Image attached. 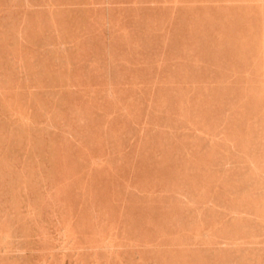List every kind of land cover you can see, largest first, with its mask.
Listing matches in <instances>:
<instances>
[{
	"label": "rangeland",
	"instance_id": "obj_1",
	"mask_svg": "<svg viewBox=\"0 0 264 264\" xmlns=\"http://www.w3.org/2000/svg\"><path fill=\"white\" fill-rule=\"evenodd\" d=\"M185 4H187V5H185ZM193 5H195V7H193ZM254 12H256L257 14L260 12L258 16L259 17L261 16V18L259 19L257 17L258 19H256L255 16H257V14ZM249 13H251L250 16H248ZM261 13H262V15H264V0H192V1H190V0H179V2H178V0H175V1L174 0H0V93H2V91H3V93L0 94V113H1L0 114V141L2 142V143L0 142L1 143L0 144V196H1L0 197V232H1L0 233L1 234L0 235V248H1L0 249V264H39V263L40 264H169V263L170 264H172V263L173 264L174 263L175 264H188V263L189 264H215V263L219 264V262H220V264H229L230 262H231V264H244V263L245 264H252V263L253 264H261V263L264 264V261H263L264 260V245H263L264 244V241H263L264 240V223H262V222H264L263 221L264 220V212L260 211L261 208H259V206L262 207L263 208L262 210L264 211V205H262V204H264V202H263L264 201V186H263L264 185V181H263V179H264V168L259 169L260 167H264L263 166L264 165V159H263L264 158V144L260 145L262 147L258 146V144H260V141L262 140V138H263V140L261 143H264V134H263L264 133V130H263L264 129L263 128V125H264L263 119L264 118H260V117L264 116V112L262 111V109L264 110V89H262L263 92L261 91V89H258V88H260V85H261V88L264 85V82H263L264 81V79H263L264 78V75H263L264 72L263 71H262L263 73L261 72V70L264 69L263 68L264 62L263 63L260 62L261 58H262V61L264 60V56L262 55L264 52V25H263L264 24V17L261 15ZM244 14H246L247 16L244 17ZM240 16L241 17L243 16V20L245 18L250 17V20L246 21L247 19H245V21L242 22V18H239ZM252 18H254V19H252ZM237 19H238V21L240 20V22H242V24H240V22H238L240 25L238 23L236 24ZM251 19L254 21V23H255L254 25H253V21ZM255 20H257V21H255ZM260 20L263 23L259 22ZM232 21H233V23H235L234 26L236 27V30L233 29L234 26L231 27L230 25H228L229 23L233 25V23H231ZM234 21H236V22H234ZM246 22H249V23H246ZM250 22H252V23H250ZM248 24H249V26H248ZM261 24L263 26H260ZM226 25H227V27H226ZM242 25H244L245 28L249 27V29H250V27H252L254 29L251 28L252 30L251 29L248 30V29L244 28L245 29L244 30V29H242L243 27H241ZM228 26H230L233 30H230L231 28H228ZM237 26H240L241 28L237 27ZM258 26H260V27H258ZM258 28H259L260 33H262L258 36L260 37L263 35L262 37L259 38V40L261 42L257 41L258 39H255V37L258 38L257 37V34L259 32V31H257ZM262 28H263V30H261ZM244 32L247 34H243ZM224 34H227L226 37H229L230 36L229 34H231V35L232 34H237V35L243 34V37L241 36L242 39L240 36L236 38V40L241 39L240 41L239 40L238 41L241 42L242 45H240L237 41L235 43V41H234L235 36L234 35H232L234 39L232 37H230L229 39L227 38V40H226V38L224 37ZM249 34H251L252 37ZM253 34H255V36ZM249 36H250V38H249ZM231 38L234 41V43H232L233 47H231L232 46V44H231L232 39ZM247 38H249V39H247ZM251 39H252V41H250V42H252V43H250L248 41ZM221 41H223V42L229 41V42L228 43L225 42L223 44ZM262 41H263V43H262ZM244 42H245V44H244ZM246 42H247V44H246ZM253 42H254V44H253ZM259 42H260V45L257 44ZM255 43L257 45H255ZM225 44H226V46H228L230 44L231 45L227 48L225 46ZM252 45H255L254 47L257 48L255 50H257L258 52L260 51L258 49H260L262 47L261 51L259 53H257V56H255V53H254L255 57L250 55V54L253 55V53L251 52L252 50L254 52V48L251 47ZM236 46H238V47H236ZM239 46H241V47H239ZM245 46L251 50L250 54L247 53L249 51V49L245 48ZM248 46H250V47H248ZM256 46H261V47H256ZM234 47L240 48V49L238 51H236V48H234ZM242 47H244V48H242ZM230 48H233V49H230ZM222 49H223V51H222ZM244 49H247L248 51L244 50ZM217 50L220 52H218ZM240 50H243L245 52L247 51L246 52L247 55L245 54V52H242ZM240 52L242 54H240ZM239 54H240V56H239ZM242 55H243V57L241 58ZM244 55H246V57ZM260 55H262L261 58H260ZM238 57H240V59ZM251 57H252V59H251ZM243 59H244V61H243ZM247 59H249V60H247ZM245 60L247 62L246 64H248V65L245 64ZM257 60H259L258 63L260 62L259 63L260 65H263V66H261L262 68H260V65H258L259 68H257L258 67L257 66ZM242 61L244 63H242ZM250 61H253L255 63L252 62L253 63L252 64ZM197 63H198V65H197ZM241 63H242V65H241ZM249 63H250V65H249ZM225 64L227 66H225ZM255 64L257 67L254 66ZM13 65H14V67H12ZM109 65H111V66H109ZM194 65H195V68H194ZM249 66H252V67H249ZM223 67H225L226 69H224ZM247 67H249L250 70H251V68H253V69L256 68L255 72L258 71L260 73L256 72L257 76H253L255 74V73H253L254 70L249 71V68L247 69ZM244 68H246L245 70H247L248 72L245 71ZM195 69H197V70H195ZM243 71H245V73H243ZM112 72H113V74H110ZM252 73H253V75H252ZM241 74H244L246 80L243 79V76ZM259 74L261 77L259 76ZM230 75H232V76L229 77ZM235 75L237 76L238 79L236 78ZM233 76L235 77V79ZM250 76H253L256 78L259 76L260 80L258 81V79H259L258 78L257 80L254 79L255 80L254 81V80H252L253 77H251L252 79L250 78L251 79V81H250V79H249ZM239 77L240 78L242 77L241 78L242 81L239 80L240 79ZM225 78L228 80L230 79V81L229 82H228V80L224 81ZM232 78H233V82L236 81L235 82L236 84H234L233 82L231 84ZM194 79H196L197 81ZM189 80H191L193 82H191ZM200 80L203 82H198ZM222 80H223V83L221 82ZM248 80H249V82L253 81L252 83L256 82V83H254L255 85L253 84L254 86H258L260 84L258 87H255V89H257V91L254 88H252L254 86L251 87L252 83L246 82ZM136 81L138 82L139 85L141 83L143 85L144 84L145 85L139 86ZM171 81H173V82H171ZM237 81H239V85H238ZM260 81H262L263 85ZM120 82H122V85ZM123 82L127 86V89H126V87H124L125 85H123ZM188 82L192 83V84L190 83V86H192L191 88H193V89L195 88L196 91L200 88L203 92H205L207 90L208 93H210V94L205 93V95H206V97H205V95H202V91H201V93H199L200 90L196 92L195 89L194 90L190 89ZM242 82H244L243 86H242ZM126 83H128V85ZM182 83H183V85H182ZM201 83H203L205 85L203 86V84H201ZM208 83L209 84L212 83L213 85L210 84L211 86L208 87V85H209ZM214 83H216L215 84L216 88H215ZM224 83L226 86H224ZM245 83H246V85H245ZM113 84H115V86ZM129 84H131L133 86L131 87V85H129ZM23 85L25 87L26 86L27 87L26 88L22 87ZM148 85H149V88H148ZM179 85H181V86H179ZM193 85H195V86H193ZM230 85L239 86L237 89L238 91L235 90V93L234 92L232 93V91H234V90H232L233 86H230ZM116 86H118L119 90L117 89ZM136 86H137V89H132V88H135ZM150 86H151V88H150ZM152 86H154L155 89ZM196 86H198L199 88ZM205 86H207V87H206V90L204 88V90H205L204 91L203 87H205ZM235 86H234V88H235ZM237 86H236V88H237ZM245 86L246 87L248 86V91L246 90L247 88ZM114 87L116 89H114ZM120 87H122V88H120ZM159 87H161L163 90H164V88H166L165 89L166 92L163 91ZM169 87H171L170 90H169ZM180 87H182V88L179 89ZM183 87L185 89H187V91H186L187 93L183 92L185 90ZM221 87L223 89L229 88V90L225 89L224 92L221 91V92H223V93H221L220 92V90L222 89ZM49 88L52 90L50 91ZM140 88L142 90L144 89L145 93ZM240 88H242L243 91ZM263 88H264V86H263ZM5 89H6V91H5ZM47 89H49V90H47ZM101 89H102V91H101ZM110 89H111V91H109ZM149 89H150V94L148 93ZM151 89H154V90H151ZM157 89H159L158 94H155V93H157ZM175 89H177V90L175 91ZM54 90H56V91H54ZM105 90H107V92H105ZM115 90H116V93L114 92ZM138 90L140 91V94L138 93L139 92ZM161 90H162V92L160 93ZM239 90H241V91H239ZM28 91H29V93L27 94L26 92H28ZM100 91H101V93H100ZM152 91L154 94L152 93ZM177 91L179 94L177 93ZM188 91L193 93L194 95L199 93L198 96L196 95L197 100L194 99L193 94H192L193 96L191 95V93L188 94L189 93ZM229 91H231L230 93L232 94L231 96L233 98L230 96ZM259 91L261 92V95L263 93V95H262L263 97L260 95ZM57 92H59V93H57ZM122 92L124 95L122 94ZM134 92H136V93L133 94ZM170 92H172V93H170ZM215 92H216L218 97H216ZM236 92H238V93L236 94ZM246 92H247V94H246ZM258 92H259V96L257 97ZM103 93H105V96ZM119 93H121V94H119ZM137 93L139 94L140 98L137 96ZM143 93H144V95H143ZM164 93L167 95H165ZM225 93H226V95L229 93L227 95L228 99L226 97H224L226 95L223 96V94H225ZM248 93H249V95H248ZM254 93H256L255 96L252 95ZM20 94H21V96H20ZM23 94L25 95V98H24ZM170 94H171L173 100L172 99L168 100L167 97L171 98V96H169ZM242 94L243 95L246 94V95L242 97ZM2 95H4L3 99L1 97ZM17 95L19 97H21L20 100H19V97ZM26 95H28L27 98H26ZM58 95H59V97H58ZM120 95L122 97H124L120 100H123L126 97L128 99L126 101L119 102L118 100H119V97H121ZM174 95H176V97ZM185 95H187V96H185ZM207 95H210V96H207ZM12 96H13V98H12ZM61 96H63V98L66 100H64L63 98L61 100ZM177 96L180 98H178L176 100L175 98H177ZM14 97H15V99H14ZM33 97H34V99H33ZM133 97H135L136 99ZM137 97H138V99H137ZM142 97H144L143 100H142ZM187 97H188V99H187ZM189 97H191L192 101L196 100L197 102H198V97H199L200 102L197 103L195 101L196 104H195V102H192V101L190 102ZM202 97H205V98L202 99ZM222 97H224V98H222ZM261 97L263 99H261ZM181 98L185 99L186 102L182 101L183 99H181ZM220 98L222 99L221 102L219 101ZM242 98H244V99H242ZM248 98H249V100H248ZM59 99H60V101H59ZM150 99H151V101H150ZM180 99H181V101H180ZM204 99H205V101H204ZM211 99H213V101H211ZM216 99L218 100V102H219L218 104H220V105H218L217 102H214V101H217ZM229 99L233 101L232 104H230L231 101ZM256 99H257L258 103L256 102ZM15 100H16V102H15ZM18 100H19V102H17ZM28 100H30V101H28ZM33 100H34V102H33ZM170 100H171V102H170ZM225 100H226V102H224ZM253 100H255V101L253 102ZM63 101H65V102H63ZM88 101H90V102H88ZM161 101L164 105L163 104L161 105ZM165 101H168V102H165ZM187 101H189L191 105ZM210 101H211V103H216L217 105L216 104L209 105ZM222 101L225 103V105L227 104V106L228 105L229 106L228 107L225 106L224 103L221 105ZM247 101H249V102H247ZM259 101L261 104L259 103ZM261 101H263V102H261ZM3 102L6 103L7 105L6 104L4 105ZM28 102H29V105H28ZM61 102H63V104L65 103V104L62 105ZM115 102H116V104H119V105H116ZM117 102H119V103H117ZM126 102H128V103H126ZM133 102L136 104H134ZM169 102L171 105H168ZM172 102H174V103L172 104ZM181 102L183 103V105H181L182 104ZM202 102L205 104L203 105ZM236 102H239V105ZM252 102H253V104H252ZM41 103H43L44 105L43 104L40 105ZM51 103H53V104H51ZM54 103H56V105H54ZM93 103L94 104L97 103V104L94 105ZM123 103H125V104H123ZM129 103H132V105L131 104L129 105ZM151 103H152V105H151ZM154 103H155V105H154ZM176 103H178V105ZM186 103L189 105H187ZM235 103H236V105H235ZM241 103H243L244 105L243 104L241 105ZM249 103H251V105ZM255 103H256V105H258V106H256V109H255ZM262 104H263V106H262ZM166 105L170 108H168ZM76 106H78V107H76ZM95 106H97L99 108H97V107L95 108ZM160 106L164 110H161ZM212 106L213 107L216 106L214 109H215V111L217 109V112L214 111ZM223 106H225L224 109L227 110L226 112H228V114H226V112H224L225 110L222 109ZM250 106L252 108L251 109L252 111L255 110L253 115H255L257 117L260 116L258 119H257V117L252 115V112L250 110ZM252 106H254V108ZM259 106H262L263 108L261 109V107H259ZM39 107L41 108L40 110H39ZM51 107H54L53 108L54 111ZM79 107L83 112L85 109L86 110L88 109L87 111L85 110V112L83 114L87 118L85 116L81 115L83 112L78 110ZM120 107H122V108H120ZM123 107L126 109V111H122V110H125ZM142 107H145V108L141 109ZM147 107H149V108H147ZM188 107H189V111L191 110L190 111L191 113L187 112ZM195 107L199 108V109H197V111H196ZM207 107H209V108L206 109ZM246 107L249 108V110L246 109ZM18 108L20 110H18ZM155 108H159V109H155ZM27 109L30 112L29 111L27 112ZM44 109H46V111ZM93 109H95V110H93ZM209 109L212 111V114H214V117L212 116V114L209 111H208L209 113L208 112L204 113V111H207ZM231 109H232V111H231ZM240 109H241V112H239ZM242 109H244L243 114H242ZM36 110H38V111H36ZM41 110H44V112L43 111L41 112ZM75 110H76V113H75ZM144 110H145V112H147L146 115H145ZM160 110L162 111V113ZM228 110H230V111H228ZM234 110H236L239 115L237 113H235ZM247 110H248V112H247ZM47 111H49V112H47ZM51 111H53L54 113H52ZM105 111L106 112L108 111L107 115H106ZM149 111H151V113H149ZM153 111H157L158 114L156 112L154 113ZM167 111L169 113L171 111L172 113L169 114ZM180 111H182V112L184 111L183 112L184 115H183V113H180ZM222 111H223V114H222ZM257 111H259V112L257 113ZM56 112H57V114H56ZM87 112H89L91 114V116ZM98 112H100V113L98 114ZM121 112H123V115ZM126 112H128V114ZM138 112H140V113H138ZM232 112H234V113H232ZM249 112H251V114H249ZM32 113H34V114H32ZM73 113H75V114H73ZM133 113H136V114H133ZM178 113H179V115H177ZM195 113H197L196 114L197 117L201 116L200 118H198L199 121H197V122L202 124V125L204 124V126H202L196 122L197 117H196ZM244 113H246V114H244ZM4 114L7 116H5ZM41 114H43V115H41ZM118 114L122 115V116L120 115L122 117V119H123V117L128 118V119H126L128 121H126L125 118L123 120H121L120 119L121 117ZM140 114H142L143 117H141L142 115L140 116ZM186 114H188V116ZM205 114L206 115L208 114V116H206ZM209 114H211V115H209ZM215 114L217 115L216 117H215ZM218 114H219V116H218ZM14 115H15V117H14ZM19 115H20V117H22L21 118L22 120L24 119V121H22L20 119ZM60 115H63V116L60 117ZM72 115L74 116L73 118H72ZM93 115H96V117H98V118L94 117ZM114 115H115L114 118L116 120L112 119V117ZM130 115H132V116H130ZM157 115H159V116L162 115L164 117V119H163V117H161V118L159 116L157 117ZM226 115H227V118L223 117ZM233 115H235L234 118L232 117ZM236 115L241 116L240 118H242L241 120L244 121V123L241 122L240 118L238 119V117H236ZM251 115L253 116L252 118H251ZM37 116L38 117L40 116L42 121H41L40 117L38 118ZM50 116H51V122H49ZM56 116H58V118ZM65 116H67V117H65ZM109 116H110V120L108 118ZM118 116H119V118L117 119L116 117H118ZM149 116H151L152 118ZM153 116H155V117L153 118ZM170 116H171V118H169ZM179 116H180V119H179ZM189 116H190V118H189ZM194 116L196 117V120L192 119V118H194ZM230 116H231V118H230ZM83 117H85V119L91 121V123L87 120L85 121V119ZM101 117L102 118L104 117L105 119L103 118V121L105 120V122H107V123L103 122ZM172 117H173V119H172ZM207 117L209 118L208 120L206 119ZM222 117L224 120L220 119ZM248 117H249V120L245 121V119H248ZM12 118H14V119H12ZM35 118L36 119L38 118L37 121ZM45 118L47 119V122H46ZM52 118H53V120H52ZM60 118H62L63 120ZM129 118L130 119L132 118L131 119L132 122H135L134 126H133L134 123H132V122L130 123ZM149 118H150V120H149ZM155 118H156V120H155ZM202 118L204 119V121ZM215 118H216V120H215ZM235 118H237V119H235ZM57 119H59V120L57 121ZM83 119H84V122L82 123ZM94 119L95 120L97 119V120L95 121ZM143 119H144V121H143ZM188 119H189V121H188ZM205 119L207 120V122L208 121L211 122V120H212L211 123L208 122V125L209 126L212 125V128H211V126L210 127L206 126L207 123L206 124L204 123ZM230 119H234V121L236 123L234 121L232 122ZM250 119L252 121L254 120L255 123H250V122H252ZM18 120H19V122H18ZM55 120L57 121V123L55 122V124H54ZM92 120L94 122H92ZM111 120H114L115 122L111 121ZM139 120L143 121V123L140 122ZM159 120H161V122H163V124H160L161 122ZM169 120L170 121L174 120L173 121L174 123L173 122L171 123ZM176 120H177V123L175 122ZM179 120H180V122H179ZM213 120H214V122H213ZM38 121L39 122L41 121L40 123L44 126V128L42 125H40V123ZM63 121H64V123L68 122L69 124H64ZM75 121H77V122H75ZM97 121H99V122H97ZM150 121H151V124L153 126H155V129L150 124ZM167 121H169V122H167ZM200 121H202V123ZM239 121H240V123H243V124H240ZM257 121H259V122H257ZM27 122H29V124ZM78 122L79 123L81 122V124H83L84 126H87V127L90 126V127H88V130H87V127L82 126ZM137 122H140V123H137ZM189 122H190V124H189ZM215 122L217 124L222 123L221 124L222 126L219 124L217 125ZM223 122H225V123L223 124ZM237 122H238V124H240V126L237 125ZM248 122L250 123V126H249ZM24 123H25V125H24ZM31 123H33V124L30 125ZM179 123H181V125ZM195 123H197L198 125L194 126L193 124H195ZM213 123L216 125V129H213V128H215V126H213L214 125ZM127 124L128 125L130 124L129 127L131 129L129 127H126V126H128ZM173 124H174V126H173ZM176 124L179 125L180 127L177 126V128H176V126H175ZM185 124H186V126L184 127ZM247 124H248L249 128L247 127ZM257 124H259V126ZM45 125H46V128H45ZM78 125H80V126H78ZM137 125H139V128H141V129H142V127H144L142 129V132L140 131V129L138 128ZM146 125L148 127H146ZM19 126L21 127V129ZM73 126H74V128H73ZM131 126H133L134 131H132L133 128ZM160 126H162L161 129H159ZM217 126H220L221 128L217 127ZM226 126L228 129L225 128ZM253 126H254V129H253ZM257 126H258V128H256ZM15 127H16V129H15ZM53 127H54V130L50 131L51 129H53ZM194 127H196V128H194ZM259 127H261V128H259ZM23 128H24V130H23ZM59 128L63 129V130L60 132ZM75 128H76V130H75ZM79 128H80V130H79ZM166 128H168V129H166ZM187 128H188V130H187ZM55 129L58 132L57 134H55V131H56ZM72 129H73V131H72ZM162 129L164 132L162 131ZM201 129L203 132L201 131ZM217 129L219 131H221L222 134L219 131H217ZM223 129H225L226 131L224 130V132H223ZM31 130H34L35 133L32 132ZM178 130L181 133H178ZM186 130H187V132H186ZM192 130H194L192 132L193 134L191 133ZM196 130H198V131H196ZM199 130H200V133H199ZM213 130H215V131H213ZM53 131H54V133H53ZM88 131H89V133H88ZM125 131L127 132V134ZM154 131H156V133L160 132V135L163 137V139L161 138V141L158 140V138H157L158 136L161 137L159 135V133H157L158 135H155L156 133ZM261 131H263V132H261ZM31 132L34 134H32ZM41 132L44 134H42ZM45 132H46V134H45ZM65 132H68V133L70 132L69 134H71L72 136H70V138H69L68 133H65ZM83 132L85 134L86 133L87 134L85 135V134H83ZM90 132L92 133L91 136H90ZM135 132H137V133H135ZM153 132H154V134H153ZM174 132H175V134L173 135L172 133H174ZM189 132H190V134H189ZM243 132H245V133H243ZM77 133L80 135H78ZM102 133H103V135H102ZM182 133H183V135H182L183 139H185V138L187 139V137L189 135L188 139H190V140H188V139L183 140L181 135H180ZM4 134H7V135H4ZM22 134H24V135H22ZM48 134H50V136ZM151 134L153 135L152 140H151V136H150ZM163 134L165 135V137ZM203 134H206V135H203ZM207 134H209V136H207ZM225 134L227 135V137H225ZM241 134H242V136H241ZM247 134H248V136H247ZM64 135H66L68 137H66ZM76 135H78V136H76ZM81 135H83L84 137H82ZM105 135H107V136H105ZM112 135L115 136V137H113V140H112ZM179 135L181 138L179 137ZM185 135L187 137L184 138ZM190 135H193L194 138L198 140V141L195 140V142H197V143L194 142L193 138L191 139ZM253 135L255 136V138ZM143 136H145V137H143ZM171 136H173V137H171ZM175 136L179 137L180 140H178ZM204 136L206 137V139H204ZM210 136H211V140H209ZM232 136H234V137H232ZM235 136H237V138ZM259 136H261L262 138ZM123 137H125L126 140L122 139ZM133 137L135 139L138 137L140 140L136 139L138 141L137 142ZM154 137H156V138H154ZM66 138H68V139H66ZM145 138H148L151 142L148 139L146 140ZM171 138L173 140H175V138H176L177 140H175V141H177V142H175V141L171 142L169 140ZM223 138H226V139L229 138V139L226 140ZM232 138H233V140H231ZM242 138H244V139H242ZM69 139H71V140H69ZM127 139L130 141H127ZM164 139L167 143L165 141H163ZM201 139H203V140H201ZM217 139H219L220 142H219V140L217 141ZM252 139H253V141H251ZM254 139L256 140V143H255ZM237 140H238V142H237ZM240 140H244V142H242ZM245 140L247 142H245ZM40 141H42V142H40ZM104 141H105V143H104ZM126 141H127V143L130 142V144L128 143L129 144L128 145L126 143ZM148 141H149V143H147ZM200 141L202 143L205 141V143L203 145H202V143H200V145H199ZM249 141H251L252 143ZM66 142H68V143H66ZM94 142H95V144H93ZM131 142L133 143V145ZM207 142H209V143H207ZM230 142H232V143H230ZM11 143H12V145H11ZM71 143L73 145L75 144L76 146L75 145L69 146V145H71ZM106 143H108V145ZM113 143H114V145H113ZM172 143H174V145ZM237 143L239 146L236 145ZM28 144H29V146H28ZM31 144H33V145L31 146ZM91 144H93V145H91ZM122 144H123V146H121ZM125 144H126V146H125ZM187 144H189V146H191V147L187 146ZM193 144L196 147H194ZM222 144H223V146H222ZM246 144L248 145L247 148H246ZM19 145H21V146H19ZM106 145H107V147L109 146L108 147L109 149H106ZM162 145H164V146H162ZM169 145H171V146L169 147ZM179 145H180V147H179L180 150H178V148H177V146H179ZM210 145L211 146L213 145V147H211V149H210ZM216 145L218 146V148ZM225 145H227V146H225ZM30 146L32 149L30 148ZM151 146H152V148H151ZM167 146H168V149H167ZM233 146L236 148L234 149ZM243 146H245V147H243ZM28 147H29V150H28ZM52 147L57 148L58 150L53 149ZM88 147H89V149H88ZM103 147H105V148H103ZM121 147H123V148H121ZM145 147H146V149H145ZM164 147L166 148V150H164ZM173 147H176V148H173ZM238 147H240V148H238ZM12 148L15 149V154H14V150ZM22 148H24L27 153L22 151L23 150ZM117 148H118L117 151H119L120 153L116 151ZM125 148L127 149V151L124 150ZM195 148L197 149L196 151H195ZM199 148H200V150H198ZM7 149L9 150V152ZM34 149H35V151H34ZM59 149L61 151H62V149H64L62 151L63 153L65 151L66 152L63 154L61 151H59ZM135 149L137 152L135 154H133L135 152ZM183 149H184V152L187 150L188 153L186 152V153L182 154ZM208 149H210L212 152ZM216 149H218V150H216ZM55 150L57 152H55ZM95 150L97 152L98 151H100V152L97 153ZM171 150H173V151H171ZM251 150H252V152H251ZM38 151L40 152L41 155L38 153ZM108 151H110V152H108ZM193 151H194V153H193ZM214 151H216L215 154L220 153L219 154L220 156H222L223 154L224 155L222 157H217L219 155H214ZM222 151H225V152L223 153ZM261 151H263V152H261ZM21 152H22V154H21ZM44 152H46V153H44ZM73 152H74V154H73ZM85 152H87L86 156L84 154ZM177 152L179 153L178 157L183 158L182 160L181 159L179 160L176 157L177 156L176 154H178ZM239 152H241V153H239ZM34 153H35V156H34ZM56 153L61 154L62 157L64 156V159L61 157V155L58 154L60 156V158H59V156ZM66 153H68L67 156L71 154V157L68 156L70 159L68 157H65ZM131 153L133 156L134 155L135 156L132 157ZM221 153H223V154H221ZM226 153H228V154H226ZM238 153H239V155H238ZM18 154H20L19 157H17ZM88 154H89V156H88ZM171 154H172V157H171ZM187 154H188V156H186ZM259 154H260V156L258 157ZM36 155H38V156H36ZM113 155H114V157H113ZM173 156H175V157H173ZM245 156H246V158H245ZM33 157H35V158H33ZM50 157H51V159H50ZM52 157L55 158L56 160L52 159ZM184 157H187V158H184ZM214 157H215V161L216 162L218 161V163H216L214 161ZM25 158H26V160H25ZM27 158H29V159H27ZM37 158H38V160H37ZM218 158H220V159H218ZM221 158L224 161L226 160V158L229 160H228V162H227V160H226V162H224ZM67 159H69V161H72V162L69 163ZM77 159L80 161V163ZM96 159H98L97 162L95 161ZM239 159H241L242 161ZM32 160H35L36 162L32 161ZM44 160H46V161H44ZM61 160L67 161L68 165H66V166L68 168L66 166H60L59 167V165L62 164ZM109 160H110V163H109ZM236 160L238 163L236 162ZM244 160H246V161H244ZM37 161L39 164L37 163ZM99 161H101V163ZM254 161H255V163H254ZM48 162H50V163H48ZM57 162H59V163H57ZM127 162H129V164ZM210 162H211V164L213 163L212 167L211 166L209 167ZM249 162H251V163H249ZM42 163H44V164L42 165ZM67 163L63 162L62 165L67 164ZM71 163H74V165L73 164L70 165ZM91 163H93V164H91ZM99 163L101 166L104 165L107 170L109 168H111L110 169L111 171L108 170L109 173H107L106 172L107 170L106 169H105L106 171L104 170V166L100 167ZM108 163L110 165H108ZM116 163H119V164H116ZM48 164H49V166L53 165V167L52 168H51V166L49 167ZM54 164H57V165H54ZM83 164L86 166V168ZM105 164H107V165H105ZM114 164H116V165H114ZM252 164L255 166H253ZM204 165L205 166L208 165L207 167H209V169L207 167L204 168ZM221 165L223 167L219 168ZM247 165L249 167H245ZM56 166H58V167H56ZM90 166H91V168H89ZM96 166H99L102 169L101 170L99 168V170H100L99 174L101 172L103 174L101 173L99 175L98 173H96V171H97L96 168H98ZM229 166L231 169H229ZM61 167H62V169L66 167L67 170H69V169L72 170L71 168L75 167L76 169L73 168V170H75L74 171L75 173L76 172H77V174L79 173L78 177L80 179L82 178V181L79 178H76L77 174H75L73 176L74 172L70 173L69 172L70 170L67 172L66 169L62 170ZM129 167H130V171H129ZM224 167H226V169H223ZM47 168L49 169V172L47 171L48 170ZM58 168L61 170L57 171ZM87 168H89L90 171ZM92 168L95 169V171ZM254 168H256V170H254ZM81 169L82 170L85 169L83 171V173H81V171H82ZM86 169H87V171H89L88 173H87ZM189 169H191L192 171H195V172H192L190 170V172H191V174H190V172H187V171H189ZM39 170H40V172H39ZM44 170H46V171H44ZM51 170H53V171H51ZM131 170H132V172H131ZM230 170H231V172H230ZM260 170L262 172H260ZM55 171H56V173H55ZM62 171H64V172L66 171L68 174L70 173L72 176L70 174L65 175L66 172L64 173ZM215 171H217V173ZM227 171H228V173H227ZM58 172H60L61 174L59 173V175H58ZM130 172H131V174H130ZM232 172H234V173H232ZM256 172L258 174H256ZM40 173H42V174H40ZM50 173H51V175L49 176ZM84 173L86 176L83 177ZM230 173L234 177H232L230 175L231 176V178H230V176L228 175ZM245 173H246V175H244ZM24 174H25V176H24ZM38 174H40L41 176ZM63 174H64V179L66 181L63 180ZM81 174H82V177H80ZM192 175H194L195 177ZM39 176H40V178H39ZM57 176L61 177V178L59 177L58 180L61 179L64 182L62 181L60 183L61 180L57 181L56 180ZM65 176L66 177L71 176L69 179L72 180L73 182L70 181ZM101 176H102V178H100ZM106 176H108V177L110 176L109 179ZM225 176H226V178H225ZM227 176H229V177H227ZM253 176H255V177H253ZM17 177H18V179H17ZM91 177H93V178H91ZM95 177L97 180L95 179ZM130 177H131V179H130ZM216 177H217V179H211V178H216ZM248 177H249V179H248ZM85 178H88V179L86 180ZM105 178L108 180V182ZM185 178H187V180L189 179L188 182ZM228 178L231 179V181L233 180L234 183H233V181L232 182L229 181ZM235 178H236V180H235ZM102 179L103 180L105 179V180L103 181ZM17 180L20 183H18ZM45 180H47V184H46ZM101 180H102V182H104V185L101 182ZM123 180H125V181H123ZM256 180H258V181H256ZM86 181H88V182H86ZM97 181L101 184H97ZM109 181H111L112 185L115 184V185H113L114 187H112V185L108 186V184H110ZM117 181H119V182H117ZM208 181H211V182H208ZM217 181H219V182L217 183ZM223 181L225 182V185H224ZM228 181L231 182L232 184L230 183V185H229ZM57 182L60 184H58ZM65 182L66 183L69 182L68 185H70V184L72 185V183H73L74 186L72 185V187L74 189L72 188V190H74V191L71 190V185L69 188L68 185L65 184ZM120 182L124 185L120 184ZM258 182H259V184H257ZM84 183H85V185H84ZM94 183H96V184H94ZM127 183H128V185H127ZM196 183H198L199 186L198 185L196 186ZM215 183L217 184L218 188H217ZM90 184H91V186H90ZM129 184L131 187L129 186ZM187 184L189 185V187H187L188 186ZM251 184H253V186ZM94 185H96V188ZM261 185H262V187H261ZM18 186H19V188H18ZM93 186H94L95 190L94 189L92 190ZM103 186H104V188H103ZM123 186L124 187L127 186V189H126V187H125V190L122 189ZM183 186L185 187V189ZM213 186H215V188ZM224 186H225V188H224ZM97 187L100 188V190H97L98 189ZM109 187H111V189ZM193 187H194V189H193ZM133 188H134V191L132 190ZM174 188H176L177 190L175 189V191H174ZM179 188H181V189H179ZM188 188L191 191H188L189 190ZM249 188H250V190H249ZM55 189H57V191ZM60 189H63V190H60ZM109 189L111 191L112 190L113 191L110 192ZM182 189H184V191ZM237 189L239 190L238 192H237ZM65 190H66V192L68 190L70 191V192L68 191V193H67L68 199H66V192L64 193ZM90 190H91V192H90ZM123 190L125 192L124 193L125 199L123 198V194H121V192H123ZM136 190H137V192H135ZM171 190L174 193H171L172 192ZM42 191H43V193H42ZM52 191L54 193L55 192L56 193L53 195ZM106 191H107L108 195L107 194L105 195ZM119 191H120V193H119ZM129 191H131V192H133V194H135V195L131 196L132 200L129 197L131 195V193H129ZM57 192H58V194H57ZM71 192H75V194L73 195ZM156 192L157 193L160 192L161 195L164 194L166 196L163 195L162 198H160L161 195L156 194ZM182 192L184 195L182 194ZM212 192H214V193L212 194ZM25 193H27V195ZM115 193H117V194L119 193V195H121V196H119V195L117 196V194L115 195ZM175 193H177V194H175ZM185 193L186 194L188 193V194L185 195ZM199 193H200V196H199ZM202 193H203V195L201 196ZM231 193H233V194H231ZM62 194L64 195L63 197L61 196ZM69 194H71V196ZM103 194H104V196H103ZM111 194L112 195L114 194L113 196L115 198L118 197L117 200L114 199V197ZM127 194H128V196H127ZM140 194H142V195H140ZM145 194L146 195L148 194V195L145 197ZM219 194L221 197L219 196ZM8 195H9V197H8ZM10 195H11V197H10ZM75 195H77V196H75ZM150 195L151 196L154 195L155 197L152 196L154 198H156L158 195L159 196L157 197L158 199L156 198V200H155L154 198L152 199V197ZM178 195H179V198H177ZM196 195L198 197H200L199 198L200 200L198 199L195 201V199L198 198V197H196ZM208 195L210 197L212 196L214 198V200H213V198H210ZM262 195H263V197H261ZM72 196H74V197H72ZM140 196H142V197L140 198ZM148 196H150V197L148 198ZM183 196H185V197L183 198ZM28 197H29V199H28ZM71 197L75 198V199L73 200ZM89 197H90V199H89ZM93 197H94V199H93ZM119 197H120V200H118ZM133 197H135V199ZM143 197H144V199H143ZM191 197L193 199H191ZM219 197L222 198L223 200H221ZM259 197H260V199L262 198L261 201L263 203L262 202L259 203L260 202ZM57 198H58V200H57ZM96 198H97V200H96ZM106 198H108L107 201H109V200L110 201L106 202ZM180 198L182 199L181 201H180ZM206 198H208V199L206 200ZM251 198L254 200L253 201L250 200ZM80 199H81V205L79 204L80 205L79 206L78 203L80 202ZM168 199L169 200L175 199V201L170 200L171 202H168L169 201ZM184 199H186V200H184ZM215 199H216V201H215ZM124 200H127V201H124ZM166 200H168V201H166ZM95 201H96V203H95ZM176 201H177V203H176ZM37 202H38V204H37ZM50 202L53 204H51ZM59 203H61V204H59ZM89 203H92L93 207H92V205L89 206ZM195 203H197V204H195ZM209 203H211L210 207H209ZM214 203H216V204H214ZM242 203L243 204L246 203L247 205L246 204L243 205ZM95 204L97 206H95ZM224 204H225V206H224ZM205 205H207V207ZM213 205H216V206H213ZM74 206H75V208H74ZM76 206L80 210H78V208ZM82 206L83 207L85 206V207L82 208ZM35 207L37 208V210H35L36 209ZM87 207H90V208H87ZM185 207H188L190 210L188 208H185ZM201 207H202V209H201ZM68 208L70 210H68ZM86 208H87V210H86ZM94 208H96V209L94 210ZM180 208H182V209H180ZM198 208L200 210V213L203 214L202 216L198 212L199 211V210H197ZM203 208L206 209V211ZM216 208H217V210L218 209L219 210L216 211L215 210ZM74 209L76 212L78 211L77 212L78 214L76 212H74ZM208 209L209 210L212 209V212H211V210L209 211ZM237 209H239L240 212L237 211ZM179 210L181 211V213L183 212V214L185 216L183 214L179 213ZM221 210H224L225 212L221 211ZM227 210H228V212H227ZM252 210H254V212ZM38 211H40L41 214H39ZM65 211H67V212H65ZM79 211H81L83 214L85 212V214L81 215L82 213L80 212L81 214H79ZM190 211H192V212H190ZM208 211L211 212V216H210ZM44 212H45V215H44ZM72 212H73V214H72ZM188 212H190L189 213L190 215H188ZM36 213L39 215H37ZM224 213H226V215H227L226 217H225ZM240 213H242V214L240 215ZM89 214H91V215L93 214V215L91 216ZM180 214H181V216H180ZM229 214L231 215L232 218L229 217ZM251 214H252V216H251ZM193 215H196L198 218L196 216L192 217ZM233 215H235V216H233ZM253 215L256 216L257 218L254 217ZM259 215H260V217H259ZM261 215H263V217ZM83 216H84V218H83ZM171 216H172V219H171ZM184 217H186V218L188 217V218L184 219ZM175 218H177V219H175ZM203 218H204V220H202ZM188 219L190 221H188ZM175 220H177L178 222ZM182 220H183V222H181ZM85 221H86V224H84ZM90 221H91V224H93V226L90 225ZM259 221H261V222H259ZM87 222H89V223H87ZM187 222H190V223H187ZM191 222H192V224H191ZM243 223H244V225H243ZM87 224H88V226H87ZM59 225H60V227H58ZM181 225H183V227H181ZM199 225L201 228L198 227ZM259 225H261V226H259ZM99 226H102L105 228H102ZM238 226H240V227H238ZM24 227H25V229H24ZM87 227H89V228H87ZM129 227H133V228L130 229ZM206 227H208V228H206ZM215 227H217L218 229L215 230ZM252 227L254 229H252ZM11 228H12V230H10ZM71 228H75V231L77 229V233L73 229H72V233L69 232V231H71ZM92 228L94 229V231L92 230ZM100 228H102V229H100ZM134 228L137 229V231ZM246 228H247V230L245 231ZM248 228H249V230H248ZM99 229L102 230L101 232H105V233L102 234ZM117 229H118V231H117ZM221 229H223V230H221ZM255 229H257V231ZM55 230H57L56 232H58V233H56ZM85 230L88 232L86 233ZM89 230L90 231L92 230L93 232H98L99 234L98 233L94 234V233H92V231L89 232ZM120 230H121V232L119 233ZM128 230H130V232H128ZM213 230H215L214 233H212ZM24 231L25 232L27 231V232L25 233ZM80 231H81V233H80ZM132 231L134 233H131ZM221 231H222V233H221ZM254 231L257 232L256 234H257V237H259V238L256 237V234ZM46 232H48L50 234H48ZM53 232H55V233L53 234ZM198 232H200V233H198ZM232 232L234 235L232 234ZM204 233L206 234L205 236H204ZM55 234H56V236H55ZM79 234H80V236H79ZM46 235H47V237H46ZM208 235L209 236L211 235L212 236V237L210 236L211 238H213V236L215 235L213 238L214 240L210 239V237H208ZM220 235H222V236L220 237ZM250 235H254V236H251L252 237L251 238V237H249ZM81 236L83 238H81ZM229 236L231 238L233 237V239H235V240H233V241H235L234 243L232 242V239ZM49 237L50 238L52 237V238L50 239ZM253 237H255V240ZM54 238H55V240H54ZM197 238L200 240L202 238L203 239L200 241ZM215 238H217V239H215ZM243 238H244V240H243ZM261 238H262V240H261ZM96 239H97V241H95ZM207 239H209V241H207ZM2 240H3V242H1ZM100 240H101V242H100ZM230 240H231V242H230ZM103 241H105V242L107 241V242L105 243ZM192 241L193 242L195 241V243H193ZM254 241H255V243H254ZM262 241H263V243H261ZM206 242H207V244H206ZM210 242H211V244H210ZM250 242H252V244ZM57 243H58V245H57ZM201 243H203V244H201ZM242 243H244V245ZM2 244H4V245H2ZM44 244H45V246H44ZM245 244H246V246L248 245L246 248V251H245V247H246ZM201 245H205V246L203 247ZM209 245H210V247H208ZM49 246H51V247L53 246V248H51ZM155 246H157V247H155ZM198 246L199 247L201 246L200 248L202 250ZM47 247H49V248H47ZM197 247H198V249H197ZM237 247H240V248H238L240 250H238ZM248 247H250V248H248ZM255 247L256 248L258 247V248L256 249ZM243 248H244V250H243ZM208 249H211V250H208ZM241 249L243 250V252ZM212 250H214V251H212ZM255 250H258V251H255ZM225 255H226V257H225ZM231 255H232L231 258H233V259L230 258ZM236 256L237 257L239 256L240 258L239 257L237 258ZM251 256H252V258H251ZM172 259H176L177 262H176V260L173 261ZM171 260H172V262H171ZM186 260L188 263H186ZM229 260H232V261H229ZM222 261H223V263H222ZM179 262H181V263H179Z\"/></svg>",
	"mask_w": 264,
	"mask_h": 264
},
{
	"label": "bare ground",
	"instance_id": "obj_2",
	"mask_svg": "<svg viewBox=\"0 0 264 264\" xmlns=\"http://www.w3.org/2000/svg\"><path fill=\"white\" fill-rule=\"evenodd\" d=\"M174 1H175V0H174ZM190 1H192V0H190ZM178 2H179V0H178ZM175 3H176V2H175ZM190 3H191V2H190ZM179 4H180V3H179ZM188 4H189V3H188ZM192 4H193V3H192ZM182 5H183V4H182ZM182 5H181V6H182ZM185 5H187V4H185ZM190 5H191V4H190ZM179 6H180V5H179ZM188 6H189V5H188ZM191 6H192V5H191ZM175 7H176V6H175ZM186 7H187V6H186ZM193 7H195V5H193ZM254 13H256V12H254ZM259 13H260V12H259ZM259 13H258V14L256 13V14H257V16H255L256 19H258V18L260 19V18H261V16H260V17L258 16ZM247 14H248V13H247ZM250 15H251V13H249L248 16H250ZM253 15H254V14H253ZM261 15H262V13H261ZM246 16H247V15L244 14V17H246ZM262 16L264 17V15H262ZM253 17H254V16H253ZM257 17H258V18H257ZM239 18H242V22L245 21V19H247L246 21L250 20V17H249V18H245L244 20H243V16H242V17L240 16ZM234 19H235V18H234ZM234 19H233V20H234ZM252 19H254V18H252ZM252 19H251V20H252ZM27 20H28V19H27ZM235 20H236V19H235ZM252 21H253V20H252ZM255 21H257V20H255ZM234 22H236V21H234ZM238 22H240V20L238 21V19H237L236 24H237ZM242 22H240V24H242ZM259 22H261V20H260ZM26 23H27V22H26ZM231 23H233V21H232ZM246 23H249V22H246ZM250 23H252V22H250ZM257 23H258V22H257ZM257 23H256V24H257ZM261 23H263V22H261ZM238 24H239V23H238ZM240 24H239V25H240ZM254 24H255V23H254V21H253V25H254ZM259 24H260V23H259ZM228 25H230V26L232 27V26L235 25V23H233V25L229 23ZM246 25H247V24H246ZM246 25H245V26H246ZM253 25H252V26H253ZM263 25H264V24H263ZM263 25L261 24L260 26H263ZM230 26H228V28H231ZM248 26H249V24H248ZM255 26H256V25H255ZM260 26H258V27H260ZM226 27H227V25H226ZM237 27H240V26H237ZM241 27H243L242 29L245 28L244 25H242ZM241 27H240V28H241ZM246 27H247V26H246ZM253 27H254V26H253ZM256 27H257V26H256ZM240 28H239V29H240ZM251 28H252V27H250V29H251ZM233 29L236 30V27L234 26ZM233 29L231 28L230 30H233ZM245 29L250 30L249 27H247V28H245ZM245 29H244V30H245ZM252 29H254V28H252ZM252 29H251V30H252ZM237 30H238V29H237ZM240 30H241V29H240ZM255 30H256V29H255ZM261 30H263V28H262ZM257 31H259V28H258ZM262 32H263V31H262ZM248 33H249V32H248ZM250 33H251V32H250ZM243 34H247V33L244 32ZM243 34H242V35H240V34H239V35H237V34H232V35L235 36V37H234V38H235V40H234L235 43H236V41H237L240 45H242V43L239 42V41L242 39ZM260 34H262V33H260V31H259L258 34H257V37H258V38L255 37V39H258L257 41H260L259 38L263 36V35H262V36L259 37L258 35H260ZM229 35H230V36H229ZM229 35H228L229 37H226L227 34H224V37L226 38V40H227V38L229 39L230 37L233 38V36H232L231 34H229ZM236 35H237V36H236ZM249 35L252 37L251 34H249ZM253 35L255 36V34H253ZM239 36H240V37L242 36L241 39H237V40H236V38L239 37ZM244 36H245V35H244ZM250 36H249V38H250ZM225 38H224V39H225ZM232 38H231V39H232ZM234 38H233V39H234ZM245 38H246V37H245ZM249 38H247V39H249ZM222 39H223V38H222ZM233 39L231 40V41H232L231 44L234 43ZM253 39H254V38H253ZM255 39H254V40H255ZM238 40H239V41H238ZM243 41H244V40H243ZM246 41H247V40H246ZM248 41L250 42V41H252V39H251V40H248ZM45 42H46V41H45ZM221 42L224 44L225 42L228 43L229 41H225V42L221 41ZM255 42H256V41H255ZM260 42H261V41H260ZM260 42L257 43V44L260 45ZM58 43H59V42H58ZM227 43H226V44H227ZM238 43H237V44H238ZM250 43H252V42H250ZM262 43H263V41H262ZM44 44H45V43H44ZM59 44H60V43H59ZM226 44H225V46H226ZM231 44H230V45H231ZM244 44H245V42H244ZM246 44H247V42H246ZM253 44H254V42H253ZM257 44L255 43V45H257ZM230 45H228V46H226V47L228 48ZM250 45H251V44H250ZM255 45H252V46H251V47L254 48V52H253V50L251 51V50H250L249 48H247L246 46H245V48L249 49V51H248L247 49H244V50H247L248 52H247V51H246V52L249 53V54L252 52L253 55H252V54H250V55L253 56V57L257 56V53H259V52L261 51V48H262L261 46H256V47H261L260 49H258V50H260V51L258 52L257 50H255V49H257V48L254 47ZM262 45H263V44H262ZM231 47H233V44H232ZM236 47H238V46H236ZM236 47H234V48H236ZM239 47H241V46H239ZM248 47H250V46H248ZM220 48H221V47H220ZM220 48H219V49H220ZM242 48H244V47H242ZM253 48H252V49H253ZM230 49H233V48H230ZM239 49H240V48H236V51H238ZM227 50H228V49H227ZM234 50H235V49H234ZM217 51H218V50H217ZM222 51H223V49H222ZM222 51H221V52H222ZM240 51L245 52V51H243V50H240ZM250 51H251V52H250ZM218 52H220V51H218ZM246 52H245V54H246ZM262 52H263V51H262ZM254 53H255V56H254ZM240 54H242V53L240 52ZM240 54H239V56H240ZM261 54H262V53H261ZM246 55H247V54H246ZM246 55H244V56L246 57ZM258 55H259V54H258ZM262 55L264 56V52H263ZM262 55H260V58H261ZM248 56H249V55H248ZM242 57H243V55L241 56V58H242ZM249 57H250V56H249ZM249 57H248V58H249ZM238 58L240 59V57H238ZM245 59H246V58H245ZM251 59H252V57H251ZM253 59H254V58H253ZM247 60H249V59H247ZM239 61H240V60H239ZM243 61H244V59H243ZM243 61H242V63H244ZM258 61H259V60H257V66L260 65V64H259L260 62H261V63L264 62V60L262 61V58H261V61H260L259 63H258ZM248 62H249V61H248ZM250 62L252 63L253 61H250ZM242 63H241V65H242ZM246 63H247V62H246V60H245V64H246ZM253 63H255V62H253ZM253 63H252V64H253ZM245 64H244V65H245ZM263 64H264V63H263ZM197 65H198V63H197ZM244 65H243V66H244ZM246 65H248V64H246ZM249 65H250V63H249ZM109 66H111V65H109ZM225 66H227V65L225 64ZM252 66H253V65H252ZM252 66H249V67H252ZM254 66H256V64H255ZM257 66H256V67H257ZM261 66H263V65H260V68H262ZM12 67H14V65H13ZM249 67H247V69H248ZM194 68H195V65H194ZM223 68L226 69L225 67H223ZM257 68H259V66H258ZM263 68H264V67H263ZM110 69H111V68H110ZM110 69H109V70H110ZM112 69H113V68H112ZM114 69H115V68H114ZM198 69H199V68H198ZM245 69H246V68H244V70H245ZM195 70H197V69H195ZM251 70H252V71L254 70L253 73H255L254 75H253V73H252V75H253V76H257V73H256V72H258V71L255 72L256 68H255V69L251 68ZM251 70H250V68H249V71H251ZM257 70H258V69H257ZM260 70H261V69H260ZM260 70H259V71H260ZM245 71H247V70H245ZM245 71H243V73H245ZM262 71L264 72V69L261 70V72H262ZM113 72H114V71H113ZM113 72L110 73V74H113ZM247 72H248V71H247ZM263 72H262V73H263ZM20 73H21V72H20ZM26 73H27V72H26ZM26 73H25V74H26ZM115 73H116V72H115ZM249 73H250V72H249ZM258 73H260V72H258ZM235 74H236V73H235ZM246 74H247V73H246ZM246 74H245V75H246ZM28 75H29V74H28ZM30 75H31V74H30ZM239 75H240V74H239ZM241 75L243 76V79L246 80L244 74H241ZM263 75H264V73H263ZM19 76H20V75H19ZM21 76H22V75H21ZM184 76H185V75H184ZM231 76H232V75H230L229 77H231ZM235 76H236V75H235ZM253 76H250L249 79H250L251 77H253ZM259 76H260V74H259ZM259 76H258L257 78H256V77H253V79H252V78H251V79H252V80H254V79L257 80V79L259 78ZM113 77H114V76H113ZM116 77H117V76H116ZM233 77H234V76H233ZM247 77H248V76H247ZM260 77H261V76H260ZM262 77H263V76H262ZM110 78H111V77H110ZM236 78H237V76H236ZM239 78H240V77H239ZM241 78H242V77H241ZM241 78H240L239 80H241ZM206 79H207V78H206ZM210 79H211V78H210ZM234 79H235V77H234ZM237 79H238V78H237ZM247 79H248V78H247ZM251 79H250V81H251ZM263 79H264V78H263ZM173 80H174V79H173ZM194 80H196V79H194ZM198 80H199V79H198ZM227 80H228V79L225 78L224 81H227ZM259 80H260V78L258 79V81H259ZM261 80H262V79H261ZM174 81H175V80H174ZM185 81H186V80H185ZM189 81H191V80H189ZM196 81H197V80H196ZM206 81H207V80H206ZM213 81H214V80H213ZM213 81H212V82H213ZM229 81H230V79L228 80V82H229ZM234 81H235V80H234ZM241 81H242V80H241ZM254 81H255V80H254ZM134 82H135V81H134ZM136 82H137V81H136ZM171 82H173V81H171ZM186 82H187V81H186ZM191 82H193V81H191ZM191 82H190V83H191ZM198 82H203V81L200 80V81H198ZM221 82L223 83V80H222ZM232 82H233V78H232L231 84H232ZM235 82H236V81H235ZM235 82H233V83L236 84ZM237 82H238V85H239V81H237ZM244 82H245V81H244ZM244 82H242V86L244 85ZM246 82H249V80L246 81ZM252 82H253V81H252ZM252 82H249V83H252ZM260 82L262 83V81H260ZM263 82H264V81H263ZM120 83H121V85H122V82H120ZM132 83H133V82H132ZM132 83H131V84H132ZM183 83H184V82H183ZM183 83H182V85H183ZM188 83H189V82H188ZM190 83H189V86H190ZM216 83H217V82H216ZM216 83H214V85H215ZM240 83H241V82H240ZM254 83H256V82H254ZM254 83L251 84V87L255 85ZM258 83H259V82H258ZM126 84L128 85V83H126ZM131 84H129V85H131ZM137 84H138V82H137ZM147 84H148V83H147ZM172 84H173V83H172ZM191 84H192V83H191ZM196 84H197V83H196ZM201 84H203V83H201ZM208 84H209V83H208ZM210 84H212V83H210ZM210 84L208 85V87L211 86ZM227 84H228V83H227ZM247 84H248V83H247ZM253 84H254V85H253ZM113 85L115 86V84H113ZM121 85H120V86H121ZM123 85H125L124 82H123ZM138 85H139V84H138ZM140 85H143V84L141 83ZM140 85H139V86H140ZM144 85H145V84H144ZM144 85H143V86H144ZM150 85H151V84H150ZM174 85H175V84H174ZM204 85H205V84H203V86H204ZM206 85H207V84H206ZM212 85H213V84H212ZM222 85H223V84H222ZM245 85H246V83H245ZM257 85H258V84H257ZM259 85H260V84H259ZM259 85H258V86H259ZM262 85H263V83H262ZM132 86H133V85H131V87H132ZM139 86H138V87H139ZM167 86H168V85H167ZM169 86H170V85H169ZM179 86H181V85H179ZM186 86H187V85H186ZM193 86H195V85H193ZM198 86H199V85H198ZM198 86H196V87H198ZM217 86H218V85H217ZM224 86H226L225 83H224ZM230 86H233V89H232V90H234V91L231 90L232 93H233V92L235 93V90H237L238 87H239V86H237V85H236L237 88H236L235 85H230ZM234 86H235L236 89L234 88ZM240 86H241V85H240ZM258 86H254V87H252V88L255 89V87H258ZM263 86H264V85H263ZM263 86H262V88H261V85H260V88H258V89H261V91H262V89H264ZM22 87H25V86L23 85ZM26 87H27V86H26ZM26 87H25V88H26ZM116 87H117V89H118V86H116ZM124 87H126V89H127V86H126V85H125ZM145 87H146V86H145ZM152 87H154V86H152ZM165 87H166V86H165ZM174 87H175V86H174ZM184 87H185V86H184ZM184 87H183V88H184ZM191 87H192V86H190V89H192V90L195 89V88L193 89V88H191ZM206 87H207V86L203 87V90H204V88H205V90H206ZM227 87H228V86H227ZM245 87H246V86H245ZM109 88H110V87H109ZM120 88H122V87H120ZM141 88H142V87H141ZM141 88H140V89H141ZM148 88H149V85H148ZM150 88H151V86H150ZM159 88H161V87H159ZM170 88H171V87H169V90H170ZM181 88H182V87H180L179 89H181ZM198 88H199V87H198ZM215 88H216V85H215ZM217 88H218V87H217ZM221 88H222V87H221ZM242 88H243V87H242ZM242 88H240V89L243 91ZM246 88H247L246 90L248 91V86H247ZM49 89H50V88H49ZM49 89H47V90H49ZM111 89H112V88H111ZM111 89H110L109 91H111ZM114 89H116V88L114 87ZM132 89H137V86H136L135 88H132ZM146 89H147V88H146ZM146 89H145V90H146ZM154 89H155V87H154ZM154 89H151V90H154ZM161 89H162V88H161ZM165 89H166V88H164V90H163V89H162V90L165 91ZM184 89H185V88H184ZM211 89H212V88H211ZM211 89H210V90H211ZM222 89H223V88H222ZM222 89L220 90V92H221V91L224 92V90H225L226 88H224L223 90H222ZM26 90H27V89H26ZM47 90H46V91H47ZM51 90H52V89H50V91H51ZM118 90H119V89H118ZM124 90H125V89H124ZM141 90H142V89H141ZM162 90L160 91V93L162 92ZM173 90H174V89H173ZM176 90H177V89H175V91H176ZM199 90H200V91H199ZM205 90H204V91H205ZM214 90H215V89H214ZM214 90H213V91H214ZM226 90H229V88L226 89ZM241 90H239V91H241ZM255 90L257 91V89H255ZM5 91H6V89H5ZM54 91H56V90H54ZM60 91H61V90H60ZM60 91H59V92H60ZM101 91H102V89H101ZM101 91H100V93H101ZM138 91H139V90H138ZM142 91H144V89H143ZM142 91H141V92H142ZM158 91H159V89H157V93H155V94H158ZM171 91H172V90H171ZM175 91H174V92H175ZM178 91H179V90H178ZM178 91H177V93H178ZM180 91H181V90H180ZM186 91H187V89H185L183 92H186ZM195 91H196V89H195ZM197 91H199V93H201L202 90L199 88ZM197 91H196V92H197ZM213 91H212V92H213ZM218 91H219V90H218ZM231 91H229V93H230ZM237 91H238V90H237ZM52 92H53V91H52ZM59 92H57V93H59ZM105 92H107V90H105ZM114 92L116 93V90H115ZM165 92H166V91H165ZM188 92H189V91H188ZM223 92H221V93H223ZM227 92H228V91H227ZM259 92H260V91H259ZM259 92H258V94H257V97L259 96ZM262 92H263V91H262ZM2 93H3V91H2ZM2 93H0V94H2ZM26 93L28 94L29 91L26 92ZM108 93H109V92H108ZM112 93H113V92H112ZM135 93H136V92H134L133 94H135ZM138 93L140 94V91H139ZM138 93H137V96L139 97V94H138ZM144 93H145V91H144ZM144 93H143V95H144ZM148 93L150 94V89H149V92H148ZM152 93H153V91H152ZM160 93H159V94H160ZM170 93H172V92H170ZM186 93H187V92H186ZM190 93H191V92H189L188 94H190ZM199 93H197V94H195V95H194L193 93H191V95L193 94L194 96H193V95H192V96L194 97V99H196V95L198 96ZM205 93H208V91H207V90H206L205 92L202 91V95H205ZM221 93H220V94H221ZM229 93H228V94H229ZM237 93H238V92H236V94H237ZM240 93H241V92H240ZM240 93H239V94H240ZM5 94H6V93H5ZM18 94H19V93H18ZM53 94H54V93H53ZM60 94H61V93H60ZM103 94H104V96H105V93H103ZM113 94H114V93H113ZM119 94H121V93H119ZM122 94H123V92H122ZM129 94H130V93H129ZM153 94H154V93H153ZM164 94H165V93H164ZM178 94H179V93H178ZM182 94H183V93H182ZM208 94H210V93H208ZM215 94H216V92H215ZM228 94H227V95H228ZM236 94H235V95H236ZM246 94H247V92H246ZM246 94H245V95H246ZM97 95H98V94H97ZM110 95H111V94H110ZM115 95H116V94H115ZM123 95H124V94H123ZM126 95H127V94H126ZM165 95H167V94H165ZM180 95H181V94H180ZM211 95H212V94H211ZM224 95H226V93L223 94V96H224ZM227 95L224 96V97L227 98ZM231 95H232V94L230 93V96H231ZM240 95H241V94H240ZM245 95L242 94V97L245 96ZM248 95H249V93H248ZM248 95H247V96H248ZM252 95L255 96L256 93H254V94H252ZM260 95H261V92H260ZM262 95H263V93H262ZM262 95H261V96H262ZM3 96H4V95L1 96L2 99L4 98ZM17 96H18V95H17ZM20 96H21V94H20ZM23 96H24V98H25V95H24V94H23ZM27 96H28V95H26V98H27ZM102 96H103V95H102ZM120 96H121V95H120ZM127 96H128V95H127ZM141 96H142V95H141ZM151 96H152V95H151ZM161 96H162V95H161ZM161 96H160V97H161ZM169 96H171V94H170ZM174 96L176 97V95H174ZM181 96H182V95H181ZM185 96H187V95H185ZM185 96H184V97H185ZM188 96H189V95H188ZM192 96H191V97H192ZM207 96H210V95H207ZM214 96H215V95H214ZM250 96H251V95H250ZM7 97H8V96H7ZM15 97H16V96H15ZM15 97H14V99H15ZM18 97H19V96H18ZM58 97H59V95H58ZM96 97H97V96H96ZM138 97H137V99H138ZM166 97H167V96H166ZM166 97H165V98H166ZM175 97H174V98H175ZM182 97H183V96H182ZM191 97H189V98H190V100H189L190 102L192 101ZM205 97H206V95H205ZM205 97H202V99L205 98ZM211 97H212V96H211ZM216 97H218L217 94H216ZM224 97H222V98H224ZM231 97H232V96H231ZM236 97H237V96H236ZM239 97H240V96H239ZM252 97H253V96H252ZM262 97H263V96H262ZM262 97H261V99H263ZM8 98H9V97H8ZM12 98H13V96H12ZM16 98H17V97H16ZM20 98H21V97H19V100H20ZM28 98H29V97H28ZM31 98H32V97H31ZM31 98H30V99H31ZM62 98H63V96H61V100H62ZM122 98H124V97H122V96L119 97V100H118V101L121 102V101H126V100L128 99V98L126 97L125 99L120 100V99H122ZM133 98H135V97H133ZM139 98H140V97H139ZM143 98H144V97H142V100H143ZM152 98H153V97H152ZM162 98H163V97H162ZM167 98H168V100H169V99H172V100H173L172 96H171V98H169V97H167ZM178 98H180V97L177 96V98H175V99L177 100ZM209 98H210V97H209ZM226 98H225V99H226ZM232 98H233V97H232ZM255 98H256V97H255ZM259 98H260V97H259ZM2 99H1V100H2ZM14 99H13V100H14ZM17 99H18V98H17ZM33 99H34V97H33ZM63 99H64V98H63ZM111 99H112V98H111ZM135 99H136V98H135ZM181 99H183V98H181ZM181 99H180V101H181ZM187 99H188V97H187ZM227 99H228V98H227ZM227 99H226V100H227ZM230 99H231V98H230ZM230 99H229V100H230ZM242 99H244V98H242ZM257 99H258V98H257ZM257 99H256V102H257ZM261 99H260V100H261ZM19 100H18L17 102H19ZM22 100H23V99H22ZM25 100H26V99H25ZM57 100H58V99H57ZM57 100H56V101H57ZM64 100H66V99H64ZM89 100H90V99H89ZM140 100H141V99H140ZM162 100H163V99H162ZM166 100H167V99H166ZM176 100H175V101H176ZM196 100H197V99H196ZM196 100H195V101H196ZM216 100H217V99H216ZM221 100H222V99L220 98L219 101L221 102ZM226 100H225L224 102H226ZM229 100H228V101H229ZM235 100H236V99H235ZM235 100H234V101H235ZM248 100H249V98H248ZM258 100H259V99H258ZM4 101H5V100H4ZM28 101H30V100H28ZM59 101H60V99H59ZM59 101H58V102H59ZM67 101H68V100H67ZM91 101H92V100H91ZM133 101H134V100H133ZM146 101H147V100H146ZM150 101H151V99H150ZM182 101H185V99H183ZM189 101H187V102L190 104ZM195 101H192V102H195ZM204 101H205V99H204ZM211 101H213V99H211ZM211 101H210L209 105H211V104H216V103H211ZM228 101H227V102H228ZM230 101H231L230 104H232L233 101H232V100H230ZM238 101H239V100H238ZM240 101H241V100H240ZM254 101H255V100H253V102H254ZM15 102H16V100H15ZM21 102H22V101H21ZM24 102H25V101H24ZM26 102H27V101H26ZM33 102H34V100H33ZM63 102H65V101H63ZM63 102H61L62 105L65 104V103L63 104ZM88 102H90V101H88ZM92 102H93V101H92ZM108 102H109V101H108ZM110 102H111V101H110ZM113 102H114V101H113ZM119 102H117V103H119ZM165 102H168V101H165ZM170 102H171V100H170ZM170 102H169L168 105H171ZM177 102H178V101H177ZM185 102H186V101H185ZM196 102H197V101H196ZM196 102H195V104H196ZM199 102H200V101H199V97H198V102H197V103H199ZM214 102H217V104L219 103L218 100H217V101H214ZM224 102L222 101L221 105H222ZM247 102H249V101H247ZM253 102H252V104H253ZM261 102H263V101H261ZM3 103H4V102H3ZM7 103H8V102H7ZM49 103H50V102H49ZM101 103H102V102H101ZM106 103H107V102H106ZM106 103H105V104H106ZM126 103H128V102H126ZM133 103H134V102H133ZM173 103H174V102H172V104H173ZM181 103H182V102H181ZM202 103H203V102H202ZM206 103H207V102H206ZM236 103H238V105H239V102H236ZM236 103H235V105H236ZM244 103H245V102H244ZM257 103H258V102H257ZM259 103H260V101H259ZM5 104H6V103H4V105H5ZM17 104H18V103H17ZM30 104H31V103H30ZM42 104H43V103H41L40 105H42ZM51 104H53V103H51ZM61 104H60V105H61ZM90 104H91V103H90ZM93 104H94V103H93ZM96 104H97V103H96ZM96 104H94V105H96ZM98 104H99V103H98ZM102 104H103V103H102ZM105 104H104V105H105ZM115 104H116V102H115ZM120 104H121V103H120ZM123 104H125V103H123ZM130 104L132 105V103H129V105H130ZM134 104H136V103H134ZM141 104H142V103H141ZM143 104H144V103H143ZM146 104H147V103H146ZM159 104H160V103H159ZM162 104H163V103H162V101H161V105H162ZM165 104H166V103H165ZM176 104L178 105V103H176ZM186 104H187V103H186ZM189 104H187V105H189ZM204 104H205V103H203V105H204ZM217 104H216V105H217ZM242 104H243V103H241V105H242ZM249 104L251 105V103H249ZM260 104H261V103H260ZM260 104H259V105H260ZM6 105H7V104H6ZM19 105H20V104H19ZM21 105H22V104H21ZM28 105H29V102H28ZM43 105H44V104H43ZM47 105H48V104H47ZM54 105H56V103H54ZM58 105H59V104H58ZM91 105H92V104H91ZM116 105H119V104H116ZM151 105H152V103H151ZM154 105H155V103H154ZM157 105H158V104H157ZM163 105H164V104H163ZM181 105H183V103H182ZM190 105H191V104H190ZM218 105H220V104H218ZM224 105H225V103H224ZM243 105H244V104H243ZM141 106H142V105H141ZM166 106H167V105H166ZM225 106H227V104H226ZM225 106H223L222 109H224ZM228 106H229V105H228ZM228 106H227V107H228ZM248 106H249V105H248ZM256 106H258V105H256V103H255V109H256ZM262 106H263V104H262ZM262 106H259V107H261V109H262V108H263ZM46 107H47V106H46ZM76 107H78V106H76ZM96 107H97V106H95V108H96ZM152 107H153V106H152ZM157 107H158V106H157ZM167 107H168V106H167ZM212 107H213V106H212ZM212 107H211V108H212ZM215 107H216V106H214L213 109H214ZM219 107H220V106H219ZM219 107H218V108H219ZM252 107L254 108V106H252ZM22 108H23V107H22ZM51 108L53 109L54 107H51ZM97 108H99V107H97ZM120 108H122V107H120ZM123 108H124V107H123ZM127 108H128V107H127ZM143 108H145V107H142L141 109H143ZM147 108H149V107H147ZM160 108H161V110H164V109H162L161 106H160ZM164 108H165V107H164ZM168 108H170V107H168ZM168 108H167V109H168ZM181 108H182V107H181ZM195 108H196V107H195ZM208 108H209V107H207L206 109H208ZM230 108H231V107H230ZM13 109H14V108H13ZM15 109H16V108H15ZM25 109H26V108H25ZM28 109H29V108H28ZM28 109H27V112L29 111ZM40 109H41V108L39 107V110H40ZM42 109H43V108H42ZM49 109H50V108H49ZM49 109H48V110H49ZM124 109H125V108H124ZM138 109H139V108H138ZM155 109H159V108H155ZM173 109H174V108H173ZM197 109H199V108H196L195 110L197 111ZM201 109H202V108H201ZM219 109H220V108H219ZM219 109H218V110H219ZM227 109H228V108H227ZM233 109H234V108H233ZM246 109L249 110V108H247V107H246ZM251 109H252V108H251V106H250V110H251ZM6 110H7V109H6ZM8 110H9V109H8ZM16 110H17V109H16ZM18 110H20V109L18 108ZM44 110L46 111V109H44ZM44 110H41V112H42V111L44 112ZM76 110H77V109H76ZM76 110H75V113H76ZM78 110L82 111V110L80 109V107H79ZM78 110H77V111H78ZM85 110H86V109H85ZM85 110H84V112H85ZM87 110H88V109H87ZM87 110H86V111H87ZM93 110H95V109H93ZM98 110H99V109H98ZM146 110H147V109H146ZM152 110H153V109H152ZM152 110H151V111H152ZM161 110H160V111H161ZM181 110H182V109H181ZM187 110H188L187 112L191 113V112H190L191 110L189 111V107H188ZM204 110H205V109H204ZM220 110H221V109H220ZM224 110H225V109H224ZM237 110H238V109H237ZM243 110H244V109H242V114H243ZM248 110H247V112H248ZM25 111H26V110H25ZM31 111H32V110H31ZM36 111H38V110H36ZM53 111H54V109H53ZM53 111H51V112L54 113ZM72 111H73V110H72ZM80 111H79V112H80ZM96 111H97V110H96ZM99 111H100V110H99ZM103 111H104V110H103ZM122 111H126V109H125V110H122ZM127 111H128V110H127ZM147 111H148V110H147ZM151 111H149V113H151ZM184 111H185V110H184ZM184 111H183V112H184ZM196 111H195V112H196ZM208 111L212 114V111H211L210 109L207 110V111H204V113H206V112H208ZM214 111H215V109H214ZM226 111H227V110H225L224 112H226ZM228 111H230V110H228ZM231 111H232V109H231ZM234 111H235V113L238 114V112H237L236 110H234ZM245 111H246V110H245ZM262 111L264 112L263 109H262ZM262 111H261V112H262ZM11 112H12V111H11ZM15 112H16V111H15ZM29 112H30V111H29ZM33 112H34V111H33ZM39 112H40V111H39ZM47 112H49V111H47ZM79 112H78V113H79ZM82 112H83V111H82ZM84 112H83L81 115H83ZM93 112H94V111H93ZM105 112H106V111H105ZM107 112H108V111H107ZM107 112H106V115H107ZM128 112H129V111H128ZM128 112H126V113L128 114ZM144 112H145V110H144ZM144 112H143V113H144ZM153 112H154V113L156 112V113L158 114L157 111H153ZM167 112H168V111H167ZM183 112L180 111V113H183ZM192 112H193V111H192ZM199 112H200V111H199ZM209 112H208V113H209ZM215 112H217V109H216ZM215 112H214V113H215ZM239 112H241V109L239 110ZM251 112H252V115H253V113L255 112V110H254V111L251 110ZM251 112H249V114H251ZM258 112H259V111H257V113H258ZM7 113H8V112H7ZM16 113H17V112H16ZM52 113H51V114H52ZM75 113H73V114H75ZM78 113H77V114H78ZM87 113L90 114L89 112H87ZM99 113H100V112H98V114H99ZM121 113H122V115H123V112H121ZM129 113H130V112H129ZM138 113H140V112H138ZM143 113H142V114H143ZM146 113H147V112H145V115H146ZM161 113H162V111H161ZM161 113H160V114H161ZM168 113H169V112H168ZM170 113H172V112L170 111ZM170 113H169V114H170ZM201 113H202V112H201ZM219 113H220V112H219ZM232 113H234V112H232ZM257 113H256V114H257ZM0 114H1V113H0ZM10 114H11V113H10ZM10 114H9V115H10ZM17 114H18V113H17ZM19 114H20V113H19ZM32 114H34V113H32ZM47 114H48V113H47ZM49 114H50V113H49ZM56 114H57V112H56ZM58 114H59V113H58ZM77 114H76V115H77ZM94 114H95V113H94ZM112 114H113V113H112ZM112 114H111V115H112ZM133 114H136V113H133ZM142 114H140V116H141ZM152 114H153V113H152ZM160 114H159V115H160ZM166 114H167V113H166ZM196 114H197V113H195V115H196ZM211 114H209V115H211ZM220 114H221V113H220ZM222 114H223V111H222ZM226 114H228V112H226ZM240 114H241V113H240ZM244 114H246V113H244ZM4 115H5V114H4ZM36 115H37V114H36ZM38 115H39V114H38ZM41 115H43V114H41ZM111 115H110V116H111ZM118 115L120 116L121 114H118ZM122 115H121V116H122ZM143 115H144V114H143ZM143 115H142L141 117H143ZM159 115H157V117H158ZM162 115H163V114H162ZM162 115L159 116V117H160V118L163 117ZM173 115H174V114H173ZM177 115H179V113H178ZM183 115H184V113H183ZM186 115L188 116V114H186ZM200 115H201V114H200ZM202 115H203V114H202ZM205 115H206V114H205ZM238 115H239V114H238ZM238 115H236V117H238V119H239L241 116H238ZM252 115H251V118H252L253 116H255V115H253V116H252ZM5 116H7V115H5ZM29 116H30V115H29ZM61 116H63V115H60V117H61ZM83 116H85V115H83ZM90 116H91V114H90ZM93 116L96 117V115H93ZM93 116H92V117H93ZM104 116H105V115H104ZM110 116L108 117L109 120H110ZM116 116H117V115H116ZM119 116L116 117V118L118 119ZM121 116H120V117H121ZM130 116H132V115H130ZM140 116H139V117H140ZM198 116H199V115H198ZM206 116H208V114H207ZM212 116L214 117V114H212ZM216 116H217V115L215 114V117H216ZM218 116H219V114H218ZM220 116H221V115H220ZM3 117H4V116H3ZM14 117H15V115H14ZM19 117H20V115H19ZM33 117H34V116H33ZM37 117H38V116H37ZM39 117H40V116H39ZM39 117H38V118H39ZM48 117H49V116H48ZM53 117H54V116H53ZM56 117L58 118V116H56ZM65 117H67V116H65ZM73 117H74V116L72 115V118H73ZM80 117H81V116H80ZM85 117H86V116H85ZM85 117H83V118L85 119ZM114 117H115V115L112 117V119H115ZM135 117H136V116H135ZM139 117H138V118H139ZM149 117H151V116H149ZM154 117H155V116H153V118H154ZM157 117H156V118H157ZM191 117H192V116H191ZM196 117H197V115H196ZM196 117L194 116V118H192V119H195V120H196ZM200 117H201V116H200ZM200 117H197L196 122L199 121L198 118H200ZM210 117H211V116H210ZM223 117L227 118V115H226V116H223ZM223 117L220 118V119L222 120ZM232 117L234 118L235 115H233ZM246 117H247V116H246ZM255 117H257V116H255ZM259 117H260V116H259ZM259 117H257V119H258ZM21 118H22V117H20V119H21ZM38 118H37V119H38ZM81 118H82V117H81ZM86 118H87V117H86ZM89 118H90V117H89ZM96 118H98V117H96ZM101 118H102V117H101ZM103 118H104V117H103ZM103 118H102V121H103ZM124 118H125V117H123V119H124ZM132 118H133V117H132ZM132 118H131V119H132ZM145 118H146V117H145ZM151 118H152V117H151ZM156 118H155V120H156ZM169 118H171V116H170ZM169 118H168V119H169ZM183 118H184V117H183ZM187 118H188V117H187ZM189 118H190V116H189ZM203 118H204V117H203ZM203 118H202V119H203ZM228 118H229V117H228ZM230 118H231V116H230ZM260 118H264V116H263V117H260ZM12 119H14V118H12ZM12 119H11V120H12ZM35 119H36V118H35ZM37 119H36V121H37ZM40 119H41V117H40ZM45 119H46V118H45ZM45 119H44V120H45ZM60 119H62V118H60ZM64 119H65V118H64ZM84 119H83L82 123L84 122ZM90 119H91V118H90ZM92 119H93V118H92ZM104 119H105V118H104ZM120 119L123 120L122 117H121ZM126 119H128V118H125V120H126ZM129 119H130V118H129ZM131 119H130V123L132 122ZM133 119H134V118H133ZM163 119H164V117H163ZM172 119H173V117H172ZM179 119H180V116H179ZM184 119H185V118H184ZM206 119L208 120L209 118L207 117ZM206 119H205V122H204V123H205V124L207 123L206 126H209V125H208V122L211 123L212 120L210 119L211 122H210V121L207 122ZM235 119H237V118H235ZM241 119H242V118H240V120H241ZM9 120H10V119H9ZM21 120H22V119H21ZM21 120H20V121H21ZM28 120H29V119H28ZM52 120H53V118H52ZM58 120H59V119H57V121H58ZM62 120H63V119H62ZM74 120H75V119H74ZM78 120H79V119H78ZM78 120H77V121H78ZM86 120H87V119H85V121H86ZM94 120H95V119H94ZM96 120H97V119H96ZM96 120H95V121H96ZM115 120H116V119H115ZM141 120H142V119H141ZM145 120H146V119H145ZM147 120H148V119H147ZM149 120H150V118H149ZM177 120H178V119H177ZM177 120L175 121L176 123H177ZM215 120H216V118H215ZM223 120H224V119H223ZM230 120H231L232 122L234 121V119H230ZM248 120H249V117H248V119H245V121H248ZM250 120H251V119H250ZM255 120H256V119H255ZM263 120H264V119H263ZM4 121H5V120H4ZM22 121H24V119H23ZM30 121H31V120H30ZM30 121H29V122H30ZM41 121H42V119H41ZM41 121H40V122H41ZM57 121L55 120V121H54V124H55V122L57 123ZM67 121H68V120H67ZM77 121H75V122H77ZM87 121H89V120H87ZM102 121H101V122H102ZM106 121H107V120H106ZM111 121H114V120H111ZM126 121H128V120H126ZM139 121H140V120H139ZM143 121H144V119H143ZM143 121H140V122L143 123ZM159 121L161 122V120H159ZM169 121H170V120H169ZM169 121H167V122H169ZM173 121H174V120H171L170 122L172 123ZM185 121H186V120H185ZM188 121H189V119H188ZM203 121H204V119H203ZM228 121H229V120H228ZM228 121H227V122H228ZM251 121H252V120H251ZM253 121H254V120H253ZM253 121L250 122V123H255V121H254V122H253ZM18 122H19V120H18ZM29 122H27V123L29 124ZM34 122H35V121H34ZM38 122H39V121H38ZM40 122H39V123H40ZM46 122H47V119H46ZM46 122H45V123H46ZM49 122H51V116H50V121H49ZM65 122H66V121H65ZM89 122L91 123V121H89ZM92 122H94V121L92 120ZM97 122H99V121H97ZM103 122H105V120H104ZM114 122H115V121H114ZM140 122H137V123H140ZM179 122H180V120H179ZM182 122H183V121H182ZM200 122L202 123V121H200ZM213 122H214V120H213ZM219 122H220V121H219ZM234 122H235V121H234ZM241 122L244 123V121H242V120H241ZM257 122H259V121H257ZM262 122H263V121H262ZM262 122H261V123H262ZM12 123H13V122H12ZM61 123H62V122H61ZM63 123H64V121H63ZM78 123H79V122H78ZM90 123H89V124H90ZM105 123H107V122H105ZM132 123H134V124H133V126H134V125H135V122H132ZM173 123H174V122H173ZM197 123H198V122H197ZM197 123H195V124H193V125L196 126V125L200 124V123H198V124H197ZM215 123H216V122H215ZM224 123H225V122H223V124H224ZM235 123H236V122H235ZM239 123H240V121H239ZM243 123H240V124H243ZM248 123H249V122H248ZM250 123H249V126H250ZM32 124H33V123H31L30 125H32ZM37 124H38V123H37ZM64 124H69V123L66 122V123H64ZM76 124H77V123H76ZM79 124H81V122H80ZM103 124H104V123H103ZM150 124H151V121H150ZM160 124H163V122H161ZM179 124L181 125V123H179ZM189 124H190V122H189ZM213 124H214V123H213ZM216 124H217V123H216ZM218 124H219V123H218ZM218 124H217V125H218ZM221 124H222V123H221ZM221 124H219V125H221ZM240 124H238V122H237V125L240 126ZM245 124H246V123H245ZM263 124H264V123H263ZM24 125H25V123H24ZM40 125H42V124L40 123ZM73 125H74V124H73ZM81 125L84 126L83 124H81ZM127 125H128V124H127ZM129 125H130V124H129ZM129 125L126 126V127H129ZM143 125H144V124H143ZM151 125H152V124H151ZM165 125H166V124H165ZM170 125H171V124H170ZM170 125H169V126H170ZM191 125H192V124H191ZM193 125H192V126H193ZM200 125H202V124H200ZM200 125H199V126H200ZM225 125H226V124H225ZM257 125L259 126V124H257ZM26 126H27V125H26ZM34 126H35V125H34ZM42 126H43V125H42ZM47 126H48V125H47ZM56 126H57V125H56ZM56 126H55V127H56ZM67 126H68V125H67ZM78 126H80V125H78ZM133 126H131V127L133 128ZM137 126H138V128H139V125H137ZM140 126H141V125H140ZM152 126H153V125H152ZM173 126H174V124H173ZM175 126H176V128H177V126L180 127V126L177 125V124H176ZM185 126H186V124L184 125V127H185ZM202 126H204V124H203ZM210 126H211V128H212V125H210ZM210 126H209V127H210ZM213 126H215V128H213V129H216V125L214 124ZM221 126H222V125H221ZM228 126H229V125H228ZM235 126H236V125H235ZM243 126H244V125H243ZM255 126H256V125H255ZM258 126H257L256 128H258ZM260 126H261V125H260ZM19 127H20V126H19ZM65 127H66V126H65ZM65 127H64V128H65ZM70 127H71V126H70ZM70 127H69V128H70ZM76 127H77V126H76ZM84 127H87V126H84ZM88 127H90V126H88ZM88 127H87V130H88ZM108 127H109V126H108ZM108 127H107V128H108ZM146 127H148V126L146 125ZM153 127H154V129H155V126H153ZM161 127H162V126H160L159 129H161ZM217 127H220V126H217ZM247 127H248V124H247ZM247 127H246V128H247ZM39 128H40V127H39ZM43 128H44V126H43ZM45 128H46V125H45ZM47 128H48V127H47ZM67 128H68V127H67ZM73 128H74V126H73ZM129 128H130V127H129ZM143 128H144V127H142V129H143ZM156 128H157V127H156ZM189 128H190V127H189ZM194 128H196V127H194ZM205 128H206V127H205ZM220 128H221V127H220ZM225 128H227V126H226ZM248 128H249V127H248ZM248 128H247V129H248ZM259 128H261V127H259ZM263 128H264V125H263ZM15 129H16V127H15ZM20 129H21V127H20ZM20 129H19V130H20ZM25 129H26V128H25ZM56 129H57V128H56ZM56 129H55V130H56ZM59 129H60V128H59ZM105 129H106V128H105ZM130 129H131V128H130ZM139 129H140V131L142 132V129H141V128H139ZM163 129H164V128H163ZM163 129H162V131H163ZM166 129H168V128H166ZM166 129H165V130H166ZM180 129H181V128H180ZM197 129H198V128H197ZM227 129H228V128H227ZM253 129H254V126H253ZM23 130H24V128H23ZM26 130H27V129H26ZM40 130H41V129H40ZM40 130H39V131H40ZM52 130H54V127H53V129H51L50 131H52ZM62 130H63V129H60V132H61ZM75 130H76V128H75ZM77 130H78V129H77ZM79 130H80V128H79ZM83 130H84V129H83ZM87 130H86V131H87ZM135 130H136V129H135ZM152 130H153V129H152ZM187 130H188V128H187ZM187 130H186V132H187ZM224 130H225V129H223V132H224ZM263 130H264V129H263ZM31 131L34 132V130H31ZM65 131H66V130H65ZM68 131H69V130H68ZM72 131H73V129H72ZM72 131H71V132H72ZM84 131H85V130H84ZM89 131H90V130H89ZM89 131H88V133H89ZM104 131H105V130H104ZM110 131H111V130H110ZM110 131H109V132H110ZM123 131H124V130H123ZM132 131H134V128H133ZM140 131H139V132H140ZM150 131H151V130H150ZM160 131H161V130H160ZM171 131H172V130H171ZM175 131H176V130H175ZM183 131H184V130H183ZM193 131H194V130H192L191 133H192ZM196 131H198V130H196ZM201 131H202V129H201ZM213 131H215V130H213ZM217 131H219V130L217 129ZM217 131H216V132H217ZM225 131H226V130H225ZM10 132H11V131H10ZM28 132H29V131H28ZM28 132H27V133H28ZM32 132H31V133H32ZM46 132H47V131H46ZM46 132H45V134H46ZM109 132H108V133H109ZM125 132H126V131H125ZM125 132H124V133H125ZM139 132H138V133H139ZM154 132L156 133V131H154ZM154 132H153V134H154ZM163 132H164V131H163ZM167 132H168V131H167ZM184 132H185V131H184ZM202 132H203V131H202ZM204 132H205V131H204ZM219 132L221 133V131H219ZM261 132H263V131H261ZM11 133H12V132H11ZM34 133H35V132H34ZM34 133H32V134H34ZM41 133H42V132H41ZM48 133H49V132H48ZM51 133H52V132H51ZM53 133H54V131H53ZM57 133H58V132H57V130H56V131H55V134H57ZM65 133H68V132H65ZM69 133H70V132H69ZM69 133H68V135H69V138H70V136H72V135L69 134ZM105 133H106V132H105ZM110 133H111V132H110ZM118 133H119V132H118ZM128 133H129V132H128ZM135 133H137V132H135ZM157 133H159V135H160V132H157ZM157 133H156L155 135H158ZM178 133H181V132H179V130H178ZM195 133H196V132H195ZM199 133H200V130H199ZM225 133H226V132H225ZM243 133H245V132H243ZM247 133H248V132H247ZM250 133H251V132H250ZM252 133H253V132H252ZM28 134H29V133H28ZM42 134H44V133H42ZM61 134H62V133H61ZM63 134H64V133H63ZM77 134H78V133H77ZM81 134H82V133H81ZM83 134H85V133L83 132ZM86 134H87V133H86ZM86 134H85V135H86ZM106 134H107V133H106ZM114 134H115V133H114ZM119 134H120V133H119ZM126 134H127V132H126ZM164 134H165V133H164ZM164 134H163V135H164ZM172 134L174 135L175 132L172 133ZM186 134H187V133H186ZM189 134H190V132H189ZM192 134H193V133H192ZM196 134H197V133H196ZM209 134H210V133H209ZM209 134H207V136H209ZM217 134H218V133H217ZM221 134H222V133H221ZM223 134H224V133H223ZM255 134H256V133H255ZM260 134H261V133H260ZM263 134H264V133H263ZM4 135H7V134H4ZM22 135H24V134H22ZM48 135L50 136V134H48ZM66 135H67V134H66ZM66 135H64V136H66ZM78 135H80V134H78ZM78 135H76V136H78ZM88 135H89V134H88ZM91 135H92V133L90 132V136H91ZM102 135H103V133H102ZM117 135H118V134H117ZM123 135H124V134H123ZM180 135H181V137H182L183 133L180 134ZM180 135H179V137H180ZM194 135H195V134H194ZM203 135H206V134H203ZM203 135H202V136H203ZM215 135H216V134H215ZM249 135H250V134H249ZM15 136H16V135H15ZM76 136H75V137H76ZM81 136L84 137L83 135H81ZM81 136H80V137H81ZM105 136H107V135H105ZM110 136H111V135H110ZM124 136H125V135H124ZM131 136H132V135H131ZM137 136H138V135H137ZM140 136H141V135H140ZM145 136H146V135H145ZM145 136H143V137H145ZM148 136H149V135H148ZM150 136H151V140H152V136H153V135L151 134ZM160 136H161V135H160ZM177 136H178V135H177ZM190 136H191V139H192V138L194 139V142H195V140H197V139L194 138L193 135H190ZM192 136H193V137H192ZM196 136H197V135H196ZM196 136H195V137H196ZM217 136H218V135H217ZM223 136H224V135H223ZM241 136H242V134H241ZM241 136H240V137H241ZM247 136H248V134H247ZM251 136H252V135H251ZM253 136H254V135H253ZM66 137H68V136H66ZM75 137H74V138H75ZM86 137H87V136H86ZM113 137H115V136L112 135V140H113ZM129 137H130V136H129ZM129 137H128V138H129ZM141 137H142V136H141ZM141 137H140V138H141ZM146 137H147V136H146ZM164 137H165V135H164ZM167 137H168V136H167ZM171 137H173V136H171ZM175 137H176V136H175ZM179 137H176V138H177L178 140H180ZM181 137H180V138H181ZM185 137H187V136L185 135L184 138H185ZM188 137H189V135H188ZM188 137H187V139H188ZM212 137H213V136H212ZM215 137H216V136H215ZM220 137H221V136H220ZM225 137H227L226 134H225ZM232 137H234V136H232ZM235 137L237 138V136H235ZM238 137H239V136H238ZM259 137H261V136H259ZM49 138H50V137H49ZM89 138H90V137H89ZM126 138H127V137H126ZM131 138H132V137H131ZM133 138H134V137H133ZM148 138H149V137H148ZM148 138H145V139L147 140ZM154 138H156V137H154ZM157 138H158V140H160V141H161V138L163 139L162 136H161V137L158 136ZM159 138H160V139H159ZM176 138H175V140H177ZM209 138H210L209 140H211V136H210ZM217 138H218V137H217ZM254 138H255V136H254ZM261 138H262V137H261ZM43 139H44V138H43ZM64 139H65V138H64ZM66 139H68V138H66ZM103 139H104V138H103ZM106 139H107V138H106ZM114 139H115V138H114ZM118 139H119V138H118ZM122 139H125V137H123ZM122 139H121V140H122ZM134 139H135V138H134ZM136 139L140 140L138 137H137ZM136 139H135V140H136ZM149 139H150V138H149ZM149 139H148V140H149ZM182 139H183V137H182ZM182 139H181V140H182ZM187 139L185 138V139H183V140H187ZM204 139H206L205 136H204ZM220 139H221V138H220ZM223 139H226V138H223ZM228 139H229V138H228ZM228 139H226V140H228ZM240 139H241V138H240ZM242 139H244V138H242ZM258 139H259V138H258ZM69 140H71V139H69ZM98 140H99V139H98ZM98 140H97V141H98ZM125 140H126V139H125ZM132 140H133V139H132ZM158 140H157V141H158ZM169 140H170L171 142H172V141H173V142L175 141V140H173L172 138L169 139ZM183 140H182V141H183ZM188 140H190V139H188ZM201 140H203V139H201ZM214 140H215V139H214ZM218 140H219V139H217V141H218ZM221 140H222V139H221ZM231 140H233V138H232ZM235 140H236V139H235ZM238 140H239V139H238ZM238 140H237V142H238ZM262 140H263V138H262ZM262 140L260 141V144H258L259 147H262V146H260V145H261V144H264V143H261ZM2 141H3V140H2ZM66 141H67V140H66ZM90 141H91V140H90ZM97 141H96V142H97ZM117 141H118V140H117ZM127 141H130V140L127 139ZM127 141H126V143H127ZM136 141H137V140H136ZM144 141H145V140H144ZM149 141H150V140H149ZM149 141H148L147 143H149ZM163 141H165V139H164ZM197 141H198V140H197ZM207 141H208V140H207ZM240 141L244 142V140H240ZM251 141H253V139H252ZM251 141H249V142H251ZM254 141H255V143H256V140H255V139H254ZM0 142H1V141H0ZM19 142H20V141H19ZM31 142H32V141H31ZM40 142H42V141H40ZM69 142H70V141H69ZM109 142H110V141H109ZM137 142H138V141H137ZM139 142H140V141H139ZM150 142H151V141H150ZM165 142H166V141H165ZM171 142H170V143H171ZM175 142H177V141H175ZM178 142H179V141H178ZM185 142H186V141H185ZM194 142H193V143H194ZM219 142H220V140H219ZM234 142H235V141H234ZM234 142H233V143H234ZM245 142H247V141L245 140ZM1 143H2V142H1ZM1 143H0V144H1ZM47 143H48V142H47ZM66 143H68V142H66ZM72 143H73V142H72ZM72 143H71V145H69V146H72V145H73ZM104 143H105V141H104ZM128 143L130 144V142H128ZM128 143H127V144H128ZM131 143H132V142H131ZM155 143H156V142H155ZM166 143H167V142H166ZM180 143H181V142H180ZM188 143H189V142H188ZM195 143H197V142H195ZM195 143H194V144H195ZM200 143H202V142L200 141V142H199V145H200ZM204 143H205V141L202 143V145H203ZM207 143H209V142H207ZM207 143H206V144H207ZM213 143H214V142H213ZM213 143H212V144H213ZM217 143H218V142H217ZM227 143H228V142H227ZM230 143H232V142H230ZM251 143H252V142H251ZM9 144H10V143H9ZM93 144H95V142H94ZM93 144H91V145H93ZM106 144L108 145V143H106ZM123 144H124V143H123ZM123 144H122L121 146H123ZM129 144H128V145H129ZM172 144L174 145V143H172ZM172 144H171V145H172ZM181 144H182V143H181ZM185 144H186V143H185ZM194 144H193V146H194ZM215 144H216V143H215ZM220 144H221V143H220ZM223 144H224V143H223ZM223 144H222V146H223ZM234 144H235V143H234ZM11 145H12V143H11ZM11 145H10V146H11ZM22 145H23V144H22ZM32 145H33V144H31V146H32ZM74 145H75V144H74ZM74 145H73V146H74ZM89 145H90V144H89ZM107 145H106V149H109V148H108L109 146L107 147ZM110 145H111V144H110ZM113 145H114V143H113ZM132 145H133V143H132ZM152 145H153V144H152ZM166 145H167V144H166ZM171 145H169V147H170ZM175 145H176V144H175ZM177 145H178V144H177ZM197 145H198V144H197ZM217 145H218V144H217ZM217 145H216V146H217ZM227 145H228V144H227ZM227 145H225V146H227ZM236 145H238V143H237ZM242 145H243V144H242ZM244 145H245V144H244ZM254 145H255V144H254ZM10 146H9V147H10ZM19 146H21V145H19ZM28 146H29V144H28ZM31 146H30V148H31ZM75 146H76V145H75ZM104 146H105V145H104ZM125 146H126V144H125ZM130 146H131V145H130ZM162 146H164V145H162ZM182 146H183V145H182ZM184 146H185V145H184ZM187 146H189V144H187ZM205 146H206V145H205ZM231 146H232V145H231ZM238 146H239V145H238ZM256 146H257V145H256ZM6 147H7V146H6ZM11 147H12V146H11ZM11 147H10V148H11ZM13 147H14V146H13ZM24 147H25V146H24ZM55 147H56V146H55ZM112 147H113V146H112ZM115 147H116V146H115ZM115 147H114V148H115ZM119 147H120V146H119ZM179 147H180V145L177 146L178 150H180ZM189 147H191V146H189ZM194 147H196V146H194ZM197 147H198V146H197ZM202 147H203V146H202ZM211 147H213V145H212V146L210 145V149H211ZM220 147H221V146H220ZM233 147H234V146H233ZM243 147H245V146H243ZM243 147H242V148H243ZM247 147H248V145L246 144V148H247ZM249 147H250V146H249ZM252 147H253V146H252ZM52 148H53V147H52ZM52 148H51V149H52ZM73 148H74V147H73ZM103 148H105V147H103ZM110 148H111V147H110ZM121 148H123V147H121ZM151 148H152V146H151ZM151 148H150V149H151ZM161 148H162V147H161ZM173 148H176V147H173ZM185 148H186V147H185ZM217 148H218V146H217ZM235 148H236V147H234V149H235ZM238 148H240V147H238ZM242 148H241V149H242ZM256 148H257V147H256ZM12 149H13V148H12ZM22 149H23L22 151L26 152L24 148H22ZM26 149H27V148H26ZM31 149H32V148H31ZM31 149H30V150H31ZM36 149H37V148H36ZM53 149H57V148H53ZM53 149H52V150H53ZM88 149H89V147H88ZM94 149H95V148H94ZM111 149H112V148H111ZM130 149H131V148H130ZM145 149H146V147H145ZM148 149H149V148H148ZM167 149H168V146H167ZM188 149H189V148H188ZM190 149H191V148H190ZM204 149H205V148H204ZM210 149H208V150H210ZM221 149H222V148H221ZM224 149H225V148H224ZM241 149H240V150H241ZM244 149H245V148H244ZM249 149H250V148H249ZM257 149H258V148H257ZM7 150H8V149H7ZM10 150H11V149H10ZM13 150H14V154H15V149H13ZM19 150H20V149H19ZM28 150H29V147H28ZM37 150H38V149H37ZM57 150H58V149H57ZM63 150H64V149H62V151H63ZM117 150H118V148L116 149V151H117ZM124 150L127 151L126 148H125ZM164 150H166L165 147H164ZM164 150H163V151H164ZM173 150H174V149H173ZM173 150H171V151H173ZM185 150H186V149H185ZM196 150H197V149L195 148V151H196ZM198 150H200V148H199ZM216 150H218V149H216ZM247 150H248V149H247ZM247 150H246V151H247ZM255 150H256V149H255ZM260 150H261V149H260ZM5 151H6V150H5ZM20 151H21V150H20ZM20 151H19V152H20ZM34 151H35V149H34ZM40 151H41V150H40ZM53 151H54V150H53ZM59 151H61V150L59 149ZM62 151H61V152H62ZM72 151H73V150H72ZM85 151H86V150H85ZM91 151H92V150H91ZM91 151H90V152H91ZM95 151H96V150H95ZM101 151H102V150H101ZM105 151H106V150H105ZM116 151H115V152H116ZM121 151H122V150H121ZM130 151H131V150H130ZM139 151H140V150H139ZM210 151H211V150H210ZM226 151H227V150H226ZM230 151H231V150H230ZM6 152H7V151H6ZM8 152H9V150H8ZM19 152H18V153H19ZM28 152H29V151H28ZM55 152H57V151L55 150ZM61 152H60V153H61ZM65 152H66V151H65ZM65 152H64V153H65ZM67 152H68V151H67ZM70 152H71V151H70ZM82 152H83V151H82ZM92 152H93V151H92ZM92 152H91V153H92ZM96 152H97V151H96ZM98 152H100V151H98ZM98 152H97V153H98ZM108 152H110V151H108ZM117 152H119V151H117ZM132 152H133V151H132ZM136 152H137V151H136V149H135V152H134L133 154H135ZM144 152H145V151H144ZM179 152H180V151H179ZM186 152L188 153L187 150L184 152V149H183L182 154H183V153H186ZM198 152H199V151H198ZM208 152H209V151H208ZM211 152H212V151H211ZM215 152H216V151H214V155H219V154H220V153H219V154H215ZM222 152L224 153L225 151H222ZM231 152H232V151H231ZM251 152H252V150H251ZM253 152H254V151H253ZM255 152H256V151H255ZM261 152H263V151H261ZM26 153H27V152H26ZM29 153H30V152H29ZM29 153H28V154H29ZM32 153H33V152H32ZM35 153H36V152H35ZM35 153H34V156H35ZM38 153L40 154L39 151H38ZM44 153H46V152H44ZM53 153H54V152H53ZM62 153H63V152H62ZM64 153H63V154H64ZM119 153H120V152H119ZM119 153H118V154H119ZM124 153H125V152H124ZM177 153H178V152H177ZM180 153H181V152H180ZM193 153H194V151H193ZM195 153H196V152H195ZM223 153H221V154H223ZM239 153H241V152H239ZM239 153H238V155H239ZM258 153H259V152H258ZM21 154H22V152H21ZM30 154H31V153H30ZM30 154H29V155H30ZM56 154H57V153H56ZM58 154H59V153H58ZM58 154H57V155H58ZM67 154H68V153H66V156H65V157H68V156L71 157V154L68 155V156H67ZM73 154H74V152H73ZM76 154H77V153H76ZM78 154H79V153H78ZM84 154H85V156H86L87 152H85ZM226 154H228V153H226ZM226 154H225V155H226ZM253 154H254V153H253ZM261 154H262V153H261ZM29 155H28V156H29ZM32 155H33V154H32ZM40 155H41V154H40ZM42 155H43V154H42ZM52 155H53V154H52ZM59 155H61V154H59ZM59 155H58V156H59ZM94 155H95V154H94ZM126 155H127V154H126ZM131 155H132V153H131ZM173 155H174V154H173ZM176 155H177L176 157H177L179 160H180V159H181V160L183 159V158L178 157V156H179V153L176 154ZM189 155H190V154H189ZM191 155H192V154H191ZM214 155H213V156H214ZM223 155H224V154H223ZM223 155H222V156H223ZM230 155H231V154H230ZM235 155H236V154H235ZM241 155H242V154H241ZM241 155H240V156H241ZM16 156H17V155H16ZM19 156H20V154H18L17 157H19ZM28 156H27V157H28ZM30 156H31V155H30ZM36 156H38V155H36ZM43 156H44V155H43ZM48 156H49V155H48ZM48 156H47V157H48ZM88 156H89V154H88ZM124 156H125V155H124ZM134 156H135V155H134ZM134 156L132 155V157H134ZM182 156H183V155H182ZM182 156H181V157H182ZM186 156H188V154H187ZM222 156L219 155V156H217V157H222ZM252 156H253V155H252ZM252 156H251V157H252ZM255 156H256V155H255ZM259 156H260V154L258 155V157H259ZM61 157H62V155H61ZM69 157H68V158H69ZM80 157H81V156H80ZM113 157H114V155H113ZM113 157H112V158H113ZM115 157H116V156H115ZM171 157H172V154H171ZM173 157H175V156H173ZM215 157H216V156H215ZM215 157H214V161H215ZM227 157H228V156H227ZM238 157H239V156H238ZM242 157H243V156H242ZM262 157H263V156H262ZM33 158H35V157H33ZM48 158H49V157H48ZM59 158H60V156H59ZM62 158L64 159V156H63ZM62 158H61V159H62ZM76 158H77V157H76ZM83 158H84V157H83ZM85 158H86V157H85ZM177 158H176V159H177ZM184 158H187V157H184ZM228 158H229V157H228ZM245 158H246V156H245ZM254 158H255V157H254ZM260 158H261V157H260ZM27 159H29V158H27ZM50 159H51V157H50ZM52 159L56 160V159L53 158V157H52ZM69 159H70V158H69ZM69 159H67L68 162H69V163L72 162V161H69ZM79 159H80V158H79ZM110 159H111V158H110ZM113 159H114V158H113ZM172 159H173V158H172ZM174 159H175V158H174ZM178 159H177V160H178ZM190 159H191V158H190ZM216 159H217V158H216ZM218 159H220V158H218ZM221 159H222V158H221ZM224 159H225V158H224ZM249 159H250V158H249ZM252 159H253V158H252ZM258 159H259V158H258ZM263 159H264V158H263ZM25 160H26V158H25ZM37 160H38V158H37ZM48 160H49V159H48ZM65 160H66V159H65ZM65 160H64V161L61 160V161H62V164H63V162L67 163V161H65ZM77 160H78V159H77ZM77 160H76V161H77ZM88 160H89V159H88ZM97 160H98V159H96L95 161L97 162ZM107 160H108V159H107ZM115 160H116V159H115ZM115 160H114V161H115ZM118 160H119V159H118ZM184 160H185V159H184ZM222 160H223V159H222ZM226 160H227V162H228L229 159L226 158ZM226 160H225V161L223 160V161L226 162ZM234 160H235V159H234ZM239 160H241V159H239ZM32 161H35V160H32ZM44 161H46V160H44ZM78 161H79V160H78ZM84 161H85V160H84ZM90 161H91V160H90ZM111 161H112V160H111ZM159 161H160V160H159ZM159 161H158V162H159ZM212 161H213V160H212ZM223 161H222V162H223ZM241 161H242V160H241ZM244 161H246V160H244ZM255 161H256V160H255ZM255 161H254V163H255ZM35 162H36V161H35ZM96 162H95V163H96ZM99 162L101 163V161H99ZM106 162H107V161H106ZM118 162H119V161H118ZM165 162H166V161H165ZM215 162H216V161H215ZM224 162H223V163H224ZM231 162H232V161H231ZM233 162H234V161H233ZM236 162H237V160H236ZM259 162H260V161H259ZM29 163H30V162H29ZM37 163H38V161H37ZM40 163H41V162H40ZM44 163H45V162H44ZM44 163H42V165H43ZM48 163H50V162H48ZM54 163H55V162H54ZM57 163H59V162H57ZM79 163H80V161H79ZM100 163H99V165H100ZM109 163H110V160H109ZM109 163H108V165H110ZM113 163H114V162H113ZM119 163H120V162H119ZM119 163H116V164H119ZM127 163L129 164V162H127ZM127 163H126V164H127ZM196 163H197V162H196ZM196 163H195V164H196ZM216 163H218V161H217ZM237 163H238V162H237ZM237 163H236V164H237ZM246 163H247V162H246ZM249 163H251V162H249ZM249 163H248V164H249ZM257 163H258V162H257ZM25 164H26V163H25ZM38 164H39V163H38ZM62 164H60L59 167H60V166H66V165H68V163H67V164H64V165H62ZM72 164L74 165V163H71L70 165H72ZM84 164H85V163H84ZM84 164H83V165H84ZM91 164H93V163H91ZM91 164H90V165H91ZM111 164H112V163H111ZM116 164H114V165H116ZM128 164H127V165H128ZM212 164H213V163H212ZM212 164H211V162H210V165L208 164L209 167H210V166L212 167ZM259 164H260V163H259ZM36 165H37V164H36ZM54 165H57V164H54ZM94 165H95V164H94ZM97 165H98V164H97ZM105 165H107V164H105ZM127 165H126V166H127ZM188 165H189V164H188ZM208 165H207V166H208ZM218 165H219V164H218ZM224 165H225V164H224ZM229 165H230V164H229ZM233 165H234V164H233ZM252 165H253V164H252ZM252 165H251V166H252ZM262 165H263V164H262ZM48 166H49V164H48ZM50 166H51V165H50ZM50 166H49V167H50ZM84 166H85V165H84ZM88 166H89V165H88ZM102 166H104V165H102ZM102 166L100 165V167H102ZM111 166H112V165H111ZM129 166H130V165H129ZM207 166L204 165V168H206ZM240 166H241V165H240ZM242 166H243V165H242ZM253 166H255V165H253ZM263 166H264V165H263ZM49 167H48V168H49ZM52 167H53V165L51 166V168H52ZM56 167H58V166H56ZM56 167H55V168H56ZM66 167H67V166H66ZM66 167L63 168V169H66ZM96 167H98V168H96V170L98 171V172L96 171V173L99 174V171H100L99 168H100V167H99V166H96ZM109 167H110V166H109ZM138 167H139V166H138ZM196 167H197V166H196ZM209 167H207V168L209 169ZM222 167H223V166L221 165L219 168H222ZM227 167H228V166H227ZM233 167H234V166H233ZM245 167H249V166L247 165V166H245ZM258 167H259V166H258ZM258 167H257V168H258ZM48 168H47V169H48ZM67 168H68V167H67ZM69 168H70V167H69ZM73 168H75V167H73ZM73 168H71L72 170L69 169L70 171L66 169V171H67V172L69 171L70 173H71V172H74L75 170H73ZM77 168H78V167H77ZM83 168H84V167H83ZM85 168H86V166H85ZM89 168H91V166H90ZM89 168H87V169L89 170ZM94 168H95V167H94ZM107 168H108V167H107ZM202 168H203V167H202ZM215 168H216V167H215ZM219 168H218V169H219ZM235 168H236V167H235ZM251 168H252V167H251ZM263 168H264V167H260L259 169H263ZM45 169H46V168H45ZM61 169H62V167H61ZM61 169L58 168L57 171H58V170H61ZM63 169H62V170H63ZM75 169H76V168H75ZM87 169H86V171H87ZM92 169H93V168H92ZM100 169H101V168H100ZM105 169H106V168H105V166H104V170H105ZM110 169H111V168H109L108 170H110ZM112 169H113V168H112ZM116 169H117V168H116ZM137 169H138V168H137ZM186 169H187V168H186ZM210 169H211V168H210ZM223 169H226V167H224ZM229 169H231L230 166H229ZM246 169H247V168H246ZM31 170H32V169H31ZM41 170H42V169H41ZM78 170H79V169H78ZM81 170H82V169H81ZM81 170H80V171H81ZM84 170H85V169H84ZM84 170H82L81 173H83ZM93 170L95 171V169H93ZM101 170H102V169H101ZM106 170H107V169H106ZM106 170H105V171H106ZM108 170L106 171L107 173H109ZM117 170H118V169H117ZM140 170H141V169H140ZM187 170H188V169H187ZM190 170H191V169H189V171H187V172H190ZM216 170H217V169H216ZM248 170H249V169H248ZM250 170H251V169H250ZM254 170H256V168H254ZM9 171H10V170H9ZM44 171H46V170H44ZM47 171L49 172V169H48ZM51 171H53V170H51ZM66 171H65V172H66ZM89 171H90V170H89ZM89 171H87V173H88ZM105 171H104V172H105ZM110 171H111V170H110ZM129 171H130V167H129ZM191 171H192V170H191ZM197 171H198V170H197ZM200 171H201V170H200ZM213 171H214V170H213ZM237 171H238V170H237ZM28 172H29V171H28ZM39 172H40V170H39ZM62 172H64V171H62ZM65 172H64V173H65ZM67 172L65 173V175L68 174ZM131 172H132V170H131ZM131 172H130V174H131ZM134 172H135V171H134ZM192 172H195V171H192ZM201 172H202V171H201ZM203 172H204V171H203ZM215 172L217 173V171H215ZM219 172H220V171H219ZM221 172H222V171H221ZM223 172H224V171H223ZM230 172H231V170H230ZM234 172H235V171H234ZM234 172H232V173H234ZM246 172H247V171H246ZM250 172H251V171H250ZM260 172H262V171L260 170ZM55 173H56V171H55ZM59 173H60V172H58V175H59ZM70 173H69V174H70ZM92 173H93V172H92ZM94 173H95V172H94ZM101 173H102V172H101ZM101 173H100V174H101ZM199 173H200V172H199ZM227 173H228V171H227ZM235 173H236V172H235ZM34 174H35V173H34ZM40 174H42V173H40ZM40 174H38V175H40ZM43 174H44V173H43ZM60 174H61V173H60ZM69 174H68V175H69ZM75 174H77V172H76V173L74 172V173H73V176H74ZM78 174H79V173H78ZM78 174L76 175L77 177L75 176L76 178H79V177H78ZM100 174H99V175H100ZM102 174H103V173H102ZM135 174H136V173H135ZM187 174H188V173H187ZM190 174H191V172H190ZM220 174H221V173H220ZM242 174H243V173H242ZM256 174H258V173L256 172ZM259 174H260V173H259ZM261 174H262V173H261ZM50 175H51V173L49 174V176H50ZM54 175H55V174H54ZM70 175H71V174H70ZM223 175H224V174H223ZM228 175L230 176L231 173L228 174ZM239 175H240V174H239ZM244 175H246V173H245ZM244 175H243V176H244ZM250 175H251V174H250ZM20 176H21V175H20ZM24 176H25V174H24ZM40 176H41V175H40ZM40 176H39V178H40ZM60 176H61V175H60ZM60 176H57V179H56L57 181H60V180H61V179L58 180V178H59ZM71 176H72V175H71ZM71 176H70V177H71ZM84 176H86L85 173H84L83 177H84ZM87 176H88V175H87ZM89 176H90V175H89ZM102 176H103V175H102ZM102 176H101L100 178H102ZM127 176H128V175H127ZM183 176H184V175H183ZM183 176H182V177H183ZM186 176H187V175H186ZM190 176H191V175H190ZM192 176H194V175H192ZM220 176H221V175H220ZM229 176H227V177H229ZM231 176H232V175H231ZM231 176H230V178H231ZM240 176H241V175H240ZM247 176H248V175H247ZM258 176H259V175H258ZM7 177H8V176H7ZM12 177H13V176H12ZM65 177H66V176H65ZM70 177H66V178L69 179ZM75 177H74V178H75ZM80 177H82V174H81ZM93 177H94V176H93ZM93 177H91V178H93ZM103 177H104V176H103ZM106 177H108V176H106ZM109 177H110V176H109ZM109 177H108V179H109ZM184 177H185V176H184ZM194 177H195V176H194ZM214 177H215V176H214ZM218 177H219V176H218ZM232 177H234V176H232ZM244 177H245V176H244ZM253 177H255V176H253ZM256 177H257V176H256ZM259 177H260V176H259ZM15 178H16V177H15ZM39 178H38V179H39ZM44 178H45V177H44ZM49 178H50V177H49ZM51 178H52V177H51ZM60 178H61V177H60ZM88 178H89V177H88ZM88 178H85V179L87 180ZM121 178H122V177H121ZM187 178H188V177H187ZM187 178H185V179L187 180ZM190 178H191V177H190ZM223 178H224V177H223ZM225 178H226V176H225ZM225 178H224V179H225ZM17 179H18V177H17ZM79 179H80V178H79ZM79 179H78V180H79ZM95 179H96V177H95ZM95 179H94V180H95ZM105 179H106V178H105ZM105 179H104V180H105ZM130 179H131V177H130ZM182 179H183V178H182ZM182 179H181V180H182ZM193 179H194V178H193ZM211 179H217V177H216V178H211ZM219 179H220V178H219ZM224 179H223V180H224ZM228 179H229V178H228ZM228 179H227V180H228ZM242 179H243V178H242ZM248 179H249V177H248ZM258 179H259V178H258ZM9 180H10V179H9ZM20 180H21V179H20ZM40 180H41V179H40ZM42 180H43V179H42ZM47 180H48V179H47ZM47 180H45L46 184H47ZM63 180H65V179H64V174H63ZM63 180H61L60 183H61ZM69 180H70V179H69ZM69 180H68V181H69ZM75 180H76V179H75ZM80 180L82 181V178H81ZM96 180H97V179H96ZM102 180H103V179H102ZM102 180H101V182H102ZM104 180H103V181H104ZM106 180H107V179H106ZM110 180H111V179H110ZM126 180H127V179H126ZM128 180H129V179H128ZM188 180H189V179H188ZM188 180H187V182H188ZM197 180H198V179H197ZM235 180H236V178H235ZM239 180H240V179H239ZM251 180H252V179H251ZM254 180H255V179H254ZM65 181H66V180H65ZM70 181H72V180H70ZM76 181H77V180H76ZM98 181H99V180H98ZM98 181H97V184H101V183H99ZM123 181H125V180H123ZM182 181H183V180H182ZM214 181H215V180H214ZM229 181H231V179H229ZM229 181H228V182H229ZM232 181H233V180H232ZM232 181H231V182H232ZM256 181H258V180H256ZM261 181H262V180H261ZM263 181H264V179H263ZM263 181H262V182H263ZM17 182L20 183L18 180H17ZM29 182H30V181H29ZM45 182H44V183H45ZM51 182H52V181H51ZM63 182H64V181H63ZM72 182H73V181H72ZM74 182H75V181H74ZM79 182H80V181H79ZM86 182H88V181H86ZM95 182H96V181H95ZM107 182H108V180H107ZM107 182H106V183H107ZM109 182H110V184H108V186H109V185H112V184H111V181H109ZM115 182H116V181H115ZM117 182H119V181H117ZM121 182H122V181H121ZM121 182H120V184H122ZM189 182H190V181H189ZM193 182H194V181H193ZM199 182H200V181H199ZM199 182H198V183H199ZM208 182H211V181H208ZM218 182H219V181H217V183H218ZM223 182H224V181H223ZM231 182H229V185H230ZM236 182H237V181H236ZM236 182H235V183H236ZM246 182H247V181H246ZM259 182H260V181H259ZM259 182H258L257 184H259ZM24 183H25V182H24ZM38 183H39V182H38ZM42 183H43V182H42ZM52 183H53V182H52ZM57 183H58V182H57ZM57 183H56V184H57ZM60 183H58V184H60ZM70 183H71V182H70ZM102 183H103V185H104V182H102ZM106 183H105V184H106ZM113 183H114V182H113ZM123 183H124V182H123ZM182 183H183V182H182ZM190 183H191V182H190ZM198 183H196V186L198 185ZM233 183H234V181H233ZM252 183H253V182H252ZM255 183H256V182H255ZM10 184H11V183H10ZM22 184H23V183H22ZM65 184L68 185L69 182H68V183L65 182ZM94 184H96V183H94ZM179 184H180V183H179ZM215 184H216V183H215ZM231 184H232V183H231ZM243 184H244V183H243ZM20 185H21V184H20ZM30 185H31V184H30ZM67 185H66V186H67ZM70 185H71V184H70ZM70 185H68L69 188H70ZM72 185L74 186L73 183H72ZM72 185H71V190H72V188H73ZM84 185H85V183H84ZM86 185H87V184H86ZM113 185H115V184H113ZM113 185H112V187H114ZM118 185H119V184H118ZM122 185H124V184H122ZM127 185H128V183H127ZM187 185H188V184H187ZM224 185H225V182H224ZM227 185H228V184H227ZM251 185L253 186V184H251ZM11 186H12V185H11ZM11 186H10V187H11ZM14 186H15V185H14ZM57 186H58V185H57ZM61 186H62V185H61ZM66 186H65V187H66ZM88 186H89V185H88ZM90 186H91V184H90ZM90 186H89V187H90ZM94 186H95V188H96V185H94ZM94 186H93L92 190H93V189L95 190ZM97 186H98V185H97ZM119 186H120V185H119ZM129 186H130V184H129ZM191 186H192V185H191ZM198 186H199V185H198ZM216 186H217V184H216ZM220 186H221V185H220ZM231 186H232V185H231ZM242 186H243V185H242ZM263 186H264V185H263ZM25 187H26V186H25ZM53 187H54V186H53ZM59 187H60V186H59ZM62 187H63V186H62ZM79 187H80V186H79ZM79 187H78V188H79ZM89 187H88V188H89ZM125 187H126V189H127V186H125ZM125 187L123 186L122 189L125 190ZM130 187H131V186H130ZM177 187H178V186H177ZM181 187H182V186H181ZM183 187H184V186H183ZM187 187H189V185H188ZM194 187H195V186H194ZM194 187H193V189H194ZM213 187L215 188V186H213ZM222 187H223V186H222ZM233 187H234V186H233ZM261 187H262V185H261ZM15 188H16V187H15ZM18 188H19V186H18ZM26 188H27V187H26ZM49 188H50V187H49ZM54 188H55V187H54ZM57 188H58V187H57ZM83 188H84V187H83ZM97 188H98V187H97ZM103 188H104V186H103ZM109 188L111 189V187H109ZM217 188H218V186H217ZM220 188H221V187H220ZM220 188H219V189H220ZM224 188H225V186H224ZM234 188H235V187H234ZM240 188H241V187H240ZM258 188H259V187H258ZM9 189H10V188H9ZM51 189H52V188H51ZM73 189H74V188H73ZM105 189H106V188H105ZM110 189H109V190H110ZM128 189H129V188H128ZM175 189H176V188H174V191H175ZM179 189H181V188H179ZM184 189H185V187H184ZM184 189H182V190L184 191ZM188 189H189V188H188ZM235 189H236V188H235ZM252 189H253V188H252ZM6 190H7V189H6ZM55 190L57 191V189H55ZM60 190H63V189H60ZM69 190H70V189H69ZM69 190H68V191H69ZM87 190H88V189H87ZM97 190H100V188H98ZM97 190H96V191H97ZM107 190H108V189H107ZM124 190H123V192H121V194H123V198L125 199V197H124V193H125ZM130 190H131V189H130ZM132 190L134 191V188H133ZM137 190H138V189H137ZM137 190H136L135 192H137ZM169 190H170V189H169ZM176 190H177V189H176ZM243 190H244V189H243ZM247 190H248V189H247ZM249 190H250V188H249ZM37 191H38V190H37ZM46 191H47V190H46ZM68 191H67V192H66V190L64 191V193L66 192V199H68V197H67V193H68ZM72 191H74V190H72ZM84 191H85V190H84ZM112 191H113V190H112ZM112 191L110 190V192H112ZM115 191H116V190H115ZM121 191H122V190H121ZM126 191H127V190H126ZM141 191H142V190H141ZM157 191H158V190H157ZM171 191H172V190H171ZM188 191H191V190L189 189ZM194 191H195V190H194ZM219 191H220V190H219ZM227 191H228V190H227ZM233 191H234V190H233ZM235 191H236V190H235ZM238 191H239V190L237 189V192H238ZM240 191H241V190H240ZM258 191H259V190H258ZM49 192H50V191H49ZM52 192H53V191H52ZM52 192H51V193H52ZM69 192H70V191H69ZM75 192H76V191H75ZM75 192H71V193L74 195ZM80 192H81V191H80ZM90 192H91V190H90ZM97 192H98V191H97ZM117 192H118V191H117ZM135 192H134V193H135ZM186 192H187V191H186ZM225 192H226V191H225ZM242 192H243V191H242ZM256 192H257V191H256ZM4 193H5V192H4ZM37 193H38V192H37ZM42 193H43V191H42ZM55 193H56V192H55ZM55 193L53 192V195H54ZM113 193H114V192H113ZM119 193H120V191H119ZM119 193H118V194L115 193V195L117 194V196H118ZM129 193H131V195L129 196L130 199H131V198H132L131 196H133V195H135V194H133V192H131V191H129ZM129 193H128V194H129ZM140 193H141V192H140ZM171 193H174V192L172 191ZM191 193H192V192H191ZM213 193H214V192H212V194H213ZM227 193H228V192H227ZM243 193H244V192H243ZM257 193H258V192H257ZM25 194L27 195V193H25ZM35 194H36V193H35ZM57 194H58V192H57ZM57 194H56V195H57ZM91 194H92V193H91ZM106 194H107V191L105 192V195H106ZM128 194H127V196H128ZM152 194H153V193H152ZM156 194H160V192H159V193L156 192ZM162 194H163V193H162ZM175 194H177V193H175ZM180 194H181V193H180ZM182 194H183V192H182ZM187 194H188V193H187ZM187 194L185 193V195H187ZM215 194H216V193H215ZM225 194H226V193H225ZM231 194H233V193H231ZM258 194H259V193H258ZM258 194H257V195H258ZM50 195H51V194H50ZM69 195L71 196V194H69ZM99 195H100V194H99ZM101 195H102V194H101ZM107 195H108V194H107ZM109 195H110V194H109ZM111 195H112V194H111ZM113 195H114V194H113ZM113 195H112V196H113ZM125 195H126V194H125ZM140 195H142V194H140ZM147 195H148V194H147ZM147 195L145 194V197H146ZM154 195H155V194H154ZM154 195H152V196H154ZM160 195H161V194H160ZM163 195H164V194H163ZM163 195H161L160 198H162ZM183 195H184V194H183ZM202 195H203V193L201 194V196H202ZM216 195H217V194H216ZM241 195H242V194H241ZM243 195H244V194H243ZM61 196L63 197L64 195L62 194ZM75 196H77V195H75ZM82 196H83V195H82ZM91 196H92V195H91ZM103 196H104V194H103ZM117 196H116V197H117ZM119 196H121V195H119ZM150 196H151V195H150ZM150 196H148V198H149ZM152 196H151V197H152ZM158 196H159V195H158ZM158 196H157V197H158ZM164 196H166V195H164ZM188 196H189V195H188ZM190 196H191V195H190ZM199 196H200V193H199ZM208 196H209V195H208ZM208 196H207V197H208ZM219 196H220V194H219ZM231 196H232V195H231ZM0 197H1V196H0ZM8 197H9V195H8ZM8 197H7V198H8ZM10 197H11V195H10ZM30 197H31V196H30ZM37 197H38V196H37ZM50 197H51V196H50ZM62 197H61V198H62ZM72 197H74V196H72ZM72 197H71V198H72ZM87 197H88V196H87ZM100 197H101V196H100ZM100 197H99V198H100ZM113 197H114V196H113ZM129 197H128V198H129ZM141 197H142V196H140V198H141ZM154 197H155V196H154ZM154 197H152V199H153ZM157 197H156V198H157ZM168 197H169V196H168ZM168 197H167V198H168ZM175 197H176V196H175ZM184 197H185V196H183V198H184ZM196 197H198V196L196 195ZM209 197H210V196H209ZM209 197H208V198H209ZM220 197H221V196H220ZM220 197H219V198H220ZM239 197H240V196H239ZM239 197H238V198H239ZM242 197H243V196H242ZM261 197H263V195H262ZM20 198H21V197H20ZM76 198H77V197H76ZM102 198H103V197H102ZM117 198H118V197H117ZM117 198L114 197V199H116V200H117ZM121 198H122V197H121ZM123 198H122V199H123ZM133 198L135 199V197H133ZM156 198H154V199L156 200ZM167 198H166V199H167ZM173 198H174V197H173ZM177 198H179V195H178ZM177 198H176V199H177ZM186 198H187V197H186ZM199 198H200V197H198L197 199H195V201L198 200ZM208 198H206V200H207ZM210 198H213V197L211 196ZM217 198H218V197H217ZM231 198H232V197H231ZM253 198H254V197H253ZM256 198H257V197H256ZM12 199H13V198H12ZM12 199H11V200H12ZM25 199H26V198H25ZM28 199H29V197H28ZM53 199H54V198H53ZM72 199L74 200L75 198H72ZM89 199H90V197H89ZM93 199H94V197H93ZM93 199H92V200H93ZM104 199H105V198H104ZM109 199H110V198H109ZM122 199H121V200H122ZM130 199H129V200H130ZM134 199H133V200H134ZM143 199H144V197H143ZM145 199H146V198H145ZM157 199H158V198H157ZM164 199H165V198H164ZM189 199H190V198H189ZM191 199H193V198L191 197ZM220 199L223 200L222 198H220ZM241 199H242V198H241ZM254 199H255V198H254ZM254 199L251 198L250 200L253 201ZM257 199H258V198H257ZM261 199H262V198H261ZM261 199H260V197H259V200H260L259 203L262 202ZM11 200H10V201H11ZM31 200H32V199H31ZM54 200H55V199H54ZM57 200H58V198H57ZM60 200H61V199H60ZM76 200H77V199H76ZM96 200H97V198H96ZM107 200H108V198H106V202H109V201H110V200H109V201H107ZM112 200H113V199H112ZM118 200H120V197H119ZM131 200H132V199H131ZM146 200H147V199H146ZM160 200H161V199H160ZM168 200H169V199H168ZM168 200H166V201H168ZM170 200H173V199H170ZM170 200H169L168 202H171ZM181 200H182V199L180 198V201H181ZM184 200H186V199H184ZM199 200H200V199H199ZM213 200H214V198H213ZM247 200H248V199H247ZM255 200H256V199H255ZM259 200H258V201H259ZM37 201H38V200H37ZM41 201H42V200H41ZM77 201H78V200H77ZM89 201H90V200H89ZM103 201H104V200H103ZM103 201H102V202H103ZM124 201H127V200H124ZM173 201H175V199H174ZM173 201H172V202H173ZM202 201H203V200H202ZM215 201H216V199H215ZM215 201H214V202H215ZM219 201H220V200H219ZM219 201H218V202H219ZM230 201H231V200H230ZM248 201H249V200H248ZM35 202H36V201H35ZM56 202H57V201H56ZM65 202H66V201H65ZM90 202H91V201H90ZM117 202H118V201H117ZM117 202H116V203H117ZM182 202H183V201H182ZM192 202H193V201H192ZM198 202H199V201H198ZM209 202H210V201H209ZM263 202H264V201H263ZM263 202H262V203H263ZM40 203H41V202H40ZM50 203H51V202H50ZM77 203H78V202H77ZM86 203H87V202H86ZM86 203H85V204H86ZM95 203H96V201H95ZM111 203H112V202H111ZM176 203H177V201H176ZM207 203H208V202H207ZM224 203H225V202H224ZM228 203H229V202H228ZM256 203H257V202H256ZM23 204H24V203H23ZM37 204H38V202H37ZM51 204H53V203H51ZM56 204H57V203H56ZM56 204H55V205H56ZM59 204H61V203H59ZM79 204L81 205V199H80V202L78 203V205H79ZM87 204H88V203H87ZM164 204H165V203H164ZM167 204H168V203H167ZM184 204H185V203H184ZM195 204H197V203H195ZM198 204H199V203H198ZM201 204H202V203H201ZM210 204H211V203H209V207H210ZM214 204H216V203H214ZM221 204H222V203H221ZM232 204H233V203H232ZM242 204H243V203H242ZM245 204H246V203H245ZM245 204H243V205H245ZM257 204H258V203H257ZM39 205H40V204H39ZM49 205H50V204H49ZM55 205H54V206H55ZM67 205H68V204H67ZM80 205H79V206H80ZM91 205H92V203H89V206H91ZM246 205H247V204H246ZM254 205H255V204H254ZM262 205H264V204H262ZM41 206H42V205H41ZM46 206H47V205H46ZM52 206H53V205H52ZM95 206H97V205L95 204ZM189 206H190V205H189ZM196 206H197V205H196ZM196 206H195V207H196ZM205 206L207 207V205H205ZM211 206H212V205H211ZM213 206H216V205H213ZM224 206H225V204H224ZM238 206H239V205H238ZM76 207H77V206H76ZM84 207H85V206H84ZM84 207L82 206V208H84ZM92 207H93V205H92ZM98 207H99V206H98ZM195 207H194V208H195ZM228 207H229V206H228ZM239 207H240V206H239ZM35 208H36V207H35ZM74 208H75V206H74ZM77 208H78V207H77ZM77 208H76V209H77ZM82 208H81V209H82ZM87 208H90V207H87ZM87 208H86V210H87ZM185 208H188V207H185ZM191 208H192V207H191ZM218 208H219V207H218ZM224 208H225V207H224ZM231 208H232V207H231ZM234 208H235V207H234ZM240 208H241V207H240ZM251 208H252V207H251ZM259 208H261V210H260ZM259 208H258V209H259L260 211L264 212V211L262 210V209H263L262 207L259 206ZM49 209H50V208H49ZM95 209H96V208H94V210H95ZM97 209H98V208H97ZM180 209H182V208H180ZM188 209H189V208H188ZM188 209H187V210H188ZM201 209H202V207H201ZM203 209H204V208H203ZM212 209H213V208H212ZM212 209H210L211 212H212ZM219 209H220V208H219ZM219 209H218V210H219ZM221 209H222V208H221ZM244 209H245V208H244ZM31 210H32V209H31ZM35 210H37V208H36ZM35 210H34V211H35ZM68 210H70V209L68 208ZM78 210H80V209L78 208ZM189 210H190V209H189ZM197 210H199V208H198ZM204 210L206 211V209H204ZM208 210H209V209H208ZM210 210H209V211H210ZM215 210L218 211L217 208H216ZM240 210H241V209H240ZM248 210H249V209H248ZM96 211H97V210H96ZM96 211H95V212H96ZM102 211H103V210H102ZM192 211H193V210H192ZM192 211H190V212H192ZM209 211H208V212H209ZM213 211H214V210H213ZM221 211H224V210H221ZM237 211H239V209H237ZM252 211L254 212V210H252ZM38 212H39V214H41L40 211H38ZM45 212H46V211H45ZM45 212H44V215H45ZM65 212H67V211H65ZM74 212H76L75 209H74ZM77 212H78V211H77ZM77 212H76V213H77ZM80 212H81V211H79V214L82 213V212H81V213H80ZM92 212H93V211H92ZM175 212H176V211H175ZM190 212H188V215H190V214H189ZM198 212L200 213V210H199ZM208 212H207V213H208ZM211 212H209L210 216H211ZM224 212H225V211H224ZM227 212H228V210H227ZM239 212H240V211H239ZM258 212H259V211H258ZM258 212H257V213H258ZM171 213H172V212H171ZM179 213H181L180 210H179ZM186 213H187V212H186ZM204 213H205V212H204ZM244 213H245V212H244ZM244 213H243V214H244ZM249 213H250V212H249ZM6 214H7V213H6ZM36 214H37V213H36ZM39 214H37V215H39ZM72 214H73V212H72ZM77 214H78V213H77ZM84 214H85V212H84ZM84 214L82 213L81 215H84ZM86 214H87V213H86ZM173 214H174V213H173ZM181 214H183V212H182ZM181 214H180V216H181ZM193 214H194V213H193ZM200 214H201V213H200ZM220 214H221V213H220ZM224 214H225V217H226V216H227L226 213H224ZM224 214H223V215H224ZM232 214H233V213H232ZM241 214H242V213H240V215H241ZM253 214H254V213H253ZM70 215H71V214H70ZM70 215H69V216H70ZM75 215H76V214H75ZM89 215H91V214H89ZM92 215H93V214H92ZM92 215H91V216H92ZM183 215H184V214H183ZM196 215H197V214H196ZM196 215H193L192 217H194V216H196ZM202 215H203V214H201V216H202ZM237 215H238V214H237ZM244 215H245V214H244ZM255 215H256V214H255ZM78 216H79V215H78ZM184 216H185V215H184ZM199 216H200V215H199ZM205 216H206V215H205ZM205 216H204V217H205ZM233 216H235V215H233ZM248 216H249V215H248ZM251 216H252V214H251ZM253 216H254V215H253ZM261 216L263 217V215H261ZM75 217H76V216H75ZM79 217H80V216H79ZM192 217H191V218H192ZM196 217H197V216H196ZM229 217H231L230 214H229ZM244 217H245V216H244ZM246 217H247V216H246ZM254 217H256V216H254ZM259 217H260V215H259ZM83 218H84V216H83ZM177 218H178V217H177ZM177 218H175V219H177ZM182 218H183V217H182ZM185 218H186V217H184V219H185ZM187 218H188V217H187ZM187 218H186V219H187ZM197 218H198V217H197ZM199 218H200V217H199ZM205 218H206V217H205ZM231 218H232V217H231ZM252 218H253V217H252ZM256 218H257V217H256ZM171 219H172V216H171ZM189 219H190V218H189ZM189 219H188V221H190ZM254 219H255V218H254ZM31 220H32V219H31ZM31 220H30V221H31ZM85 220H86V219H85ZM194 220H195V219H194ZM202 220H204V218H203ZM219 220H220V219H219ZM226 220H227V219H226ZM172 221H173V220H172ZM175 221H177V220H175ZM197 221H198V220H197ZM263 221H264V220H263ZM177 222H178V221H177ZM181 222H183V220H182ZM192 222H193V221H192ZM192 222H191V224H192ZM241 222H242V221H241ZM259 222H261V221H259ZM81 223H82V222H81ZM87 223H89V222H87ZM184 223H185V222H184ZM187 223H190V222H187ZM254 223H255V222H254ZM262 223H264V222H262ZM262 223H261V224H262ZM84 224H86V221H85ZM202 224H203V223H202ZM234 224H235V223H234ZM234 224H233V225H234ZM245 224H246V223H245ZM248 224H249V223H248ZM255 224H256V223H255ZM13 225H14V224H13ZM90 225L93 226V224H91V221H90ZM200 225H201V224H200ZM200 225H199L198 227H200ZM240 225H241V224H240ZM243 225H244V223H243ZM257 225H258V224H257ZM78 226H79V225H78ZM78 226H77V227H78ZM82 226H83V225H82ZM87 226H88V224H87ZM92 226H91V227H92ZM94 226H95V225H94ZM132 226H133V225H132ZM184 226H185V225H184ZM259 226H261V225H259ZM5 227H6V226H5ZM17 227H18V226H17ZM54 227H55V226H54ZM58 227H60V225H59ZM85 227H86V226H85ZM89 227H90V226H89ZM89 227H87V228H89ZM99 227H102V226H99ZM181 227H183V225H181ZM238 227H240V226H238ZM241 227H242V226H241ZM244 227H245V226H244ZM244 227H243V228H244ZM250 227H251V226H250ZM262 227H263V226H262ZM6 228H7V227H6ZM51 228H52V227H51ZM82 228H83V227H82ZM102 228H105V227H102ZM102 228H100V229H102ZM129 228L131 229V228H133V227H129ZM200 228H201V227H200ZM200 228H199V229H200ZM206 228H208V227H206ZM243 228H242V229H243ZM4 229H5V228H4ZM7 229H8V228H7ZM24 229H25V227H24ZM72 229L75 231V228H71V231H69V232L72 233ZM100 229H99V230H100ZM134 229H135V228H134ZM182 229H183V228H182ZM199 229H198V230H199ZM216 229H218V228L215 227V230H216ZM235 229H236V228H235ZM235 229H234V230H235ZM252 229H254V228L252 227ZM8 230H9V229H8ZM10 230H12V228H11ZM42 230H43V229H42ZM49 230H50V229H49ZM82 230H83V229H82ZM92 230L94 231L93 228H92ZM92 230H91V231H92ZM95 230H96V229H95ZM135 230L137 231V229H135ZM203 230H204V229H203ZM211 230H212V229H211ZM215 230H213V232H212V231H211V232L214 233ZM221 230H223V229H221ZM232 230H233V229H232ZM246 230H247V228L245 229V231H246ZM248 230H249V228H248ZM250 230H251V229H250ZM255 230L257 231V229H255ZM259 230H260V229H259ZM261 230H262V229H261ZM38 231H39V230H38ZM50 231H51V230H50ZM56 231H57V230H55V232H56ZM85 231H86V230H85ZM91 231L89 230V232H91ZM93 231H92V233H94V234H95V233H98V232H93ZM101 231H102V230H100V232H101ZM117 231H118V229H117ZM117 231H116V232H117ZM180 231H181V230H180ZM228 231H229V230H228ZM252 231H253V230H252ZM256 231H254L255 234L257 233ZM262 231H263V230H262ZM262 231H261V232H262ZM24 232H25V231H24ZM26 232H27V231H26ZM26 232H25V233H26ZM55 232H53V234H54ZM75 232L77 233V229H76ZM87 232H88V231H86V233H87ZM106 232H107V231H106ZM120 232H121V230L119 231V233H120ZM128 232H130V230H128ZM188 232H189V231H188ZM201 232H202V231H201ZM224 232H225V231H224ZM250 232H251V231H250ZM250 232H249V233H250ZM258 232H259V231H258ZM0 233H1V232H0ZM46 233H48V232H46ZM51 233H52V232H51ZM56 233H58V232H56ZM80 233H81V231H80ZM101 233L103 234V233H105V232H101ZM114 233H115V232H114ZM131 233H134V232L132 231ZM189 233H190V232H189ZM189 233H188V234H189ZM191 233H192V232H191ZM198 233H200V232H198ZM221 233H222V231H221ZM227 233H228V232H227ZM235 233H236V232H235ZM48 234H50V233H48ZM60 234H61V233H60ZM94 234H93V235H94ZM98 234H99V233H98ZM112 234H113V233H112ZM135 234H136V233H135ZM201 234H202V233H201ZM232 234H233V232H232ZM252 234H253V233H252ZM259 234H260V233H259ZM259 234H258V235H259ZM0 235H1V234H0ZM75 235H76V234H75ZM83 235H84V234H83ZM96 235H97V234H96ZM96 235H95V236H96ZM205 235H206V234L204 233V236H205ZM226 235H227V234H226ZM230 235H231V234H230ZM233 235H234V234H233ZM238 235H239V234H238ZM238 235H237V236H238ZM50 236H51V235H50ZM55 236H56V234H55ZM55 236H54V237H55ZM79 236H80V234H79ZM79 236H78V237H79ZM85 236H86V235H85ZM87 236H88V235H87ZM95 236H94V237H95ZM194 236H195V235H194ZM198 236H199V235H198ZM200 236H201V235H200ZM204 236H203V237H204ZM210 236H211V235H210ZM210 236L208 235V237H210ZM214 236H215V235H214ZM214 236H213V238H214ZM221 236H222V235H220V237H221ZM223 236H224V235H223ZM227 236H228V235H227ZM251 236H254V235H250L249 237H251ZM260 236H261V235H260ZM46 237H47V235H46ZM46 237H45V238H46ZM102 237H103V236H102ZM192 237H193V236H192ZM196 237H197V236H196ZM201 237H202V236H201ZM211 237H212V236H211ZM211 237H210V239L214 240V239L211 238ZM216 237H217V236H216ZM229 237H230V236H229ZM234 237H235V236H234ZM239 237H240V236H239ZM256 237H257V234H256ZM2 238H3V237H2ZM49 238H50V237H49ZM51 238H52V237H51ZM51 238H50V239H51ZM81 238H83V237L81 236ZM104 238H105V237H104ZM230 238H231V237H230ZM236 238H237V237H236ZM246 238H247V237H246ZM251 238H252V237H251ZM253 238H254V240H255V237H253ZM257 238H259V237H257ZM197 239H198V238H197ZM202 239H203V238H202ZM202 239H201V240H202ZM215 239H217V238H215ZM218 239H219V238H218ZM221 239H222V238H221ZM231 239H232V242L234 243L235 241H233V240H235V239H233V237H232ZM249 239H250V238H249ZM54 240H55V238H54ZM102 240H103V239H102ZM198 240H200V239H198ZM201 240H200V241H201ZM212 240H211V241H212ZM225 240H226V239H225ZM227 240H228V239H227ZM243 240H244V238H243ZM261 240H262V238H261ZM43 241H44V240H43ZM95 241H97V239H96ZM195 241H196V240H195ZM195 241H194V242L192 241V242L195 243ZM207 241H209V239H207ZM218 241H219V240H218ZM228 241H229V240H228ZM263 241H264V240H263ZM263 241H262L261 243H263ZM1 242H3V240H2ZM8 242H9V241H8ZM100 242H101V240H100ZM100 242H99V243H100ZM103 242H105V241H103ZM103 242H102V243H103ZM106 242H107V241H106ZM106 242H105V243H106ZM204 242H205V241H204ZM204 242H203V243H204ZM221 242H222V241H221ZM226 242H227V241H226ZM230 242H231V240H230ZM241 242H242V241H241ZM245 242H246V241H245ZM9 243H10V242H9ZM199 243H200V242H199ZM203 243H201V244H203ZM213 243H214V242H213ZM218 243H219V242H218ZM237 243H238V242H237ZM250 243L252 244V242H250ZM254 243H255V241H254ZM256 243H257V242H256ZM54 244H55V243H54ZM54 244H53V245H54ZM97 244H98V243H97ZM206 244H207V242H206ZM206 244H205V245H206ZM210 244H211V242H210ZM229 244H230V243H229ZM235 244H236V243H235ZM242 244L244 245V243H242ZM2 245H4V244H2ZM57 245H58V243H57ZM99 245H100V244H99ZM102 245H103V244H102ZM130 245H131V244H130ZM156 245H157V244H156ZM199 245H200V244H199ZM205 245H201V246L204 247ZM219 245H220V244H219ZM222 245H223V244H222ZM226 245H227V244H226ZM231 245H232V244H231ZM236 245H237V244H236ZM259 245H260V244H259ZM259 245H258V246H259ZM263 245H264V244H263ZM44 246H45V244H44ZM97 246H98V245H97ZM201 246H200V247H201ZM213 246H214V245H213ZM217 246H218V245H217ZM245 246H246V244H245ZM247 246H248V245H247ZM247 246L245 247V251H246ZM251 246H252V245H251ZM4 247H5V246H4ZM4 247H3V248H4ZM49 247H51V246H49ZM49 247H47V248H49ZM105 247H106V246H105ZM155 247H157V246H155ZM198 247H199V246H198ZM198 247H197V249H198ZM200 247H199V248H200ZM208 247H210V245H209ZM218 247H219V246H218ZM223 247H224V246H223ZM229 247H230V246H229ZM51 248H53V246H52ZM54 248H55V247H54ZM231 248H232V247H231ZM238 248H240V247H237V249H238ZM248 248H250V247H248ZM255 248H256V247H255ZM257 248H258V247H257ZM257 248H256V249H257ZM262 248H263V247H262ZM0 249H1V248H0ZM200 249H201V248H200ZM237 249H236V250H237ZM157 250H158V249H157ZM201 250H202V249H201ZM208 250H211V249H208ZM238 250H240V249H238ZM241 250H242V249H241ZM243 250H244V248H243ZM243 250H242V252H243ZM212 251H214V250H212ZM215 251H216V250H215ZM255 251H258V250H255ZM259 251H260V250H259ZM157 252H158V251H157ZM202 252H203V251H202ZM242 254H243V253H242ZM158 255H159V254H158ZM237 255H238V254H237ZM225 257H226V255H225ZM228 257H229V256H228ZM228 257H227V258H228ZM231 257H232V255L230 256V258H231ZM236 257H237V256H236ZM238 257H239V256H238ZM238 257H237V258H238ZM223 258H224V257H223ZM230 258H229V259H230ZM239 258H240V257H239ZM251 258H252V256H251ZM177 259H178V258H177ZM209 259H210V258H209ZM231 259H233V258H231ZM248 259H249V258H248ZM253 259H254V258H253ZM256 259H257V258H256ZM172 260L175 261L176 259H172ZM172 260H171V262H172ZM187 260H188V259H187ZM187 260H186V263H188ZM220 260H221V259H220ZM223 260H224V259H223ZM189 261H190V260H189ZM229 261H232V260H229ZM250 261H251V260H250ZM263 261H264V260H263ZM176 262H177V260H176ZM217 262H218V261H217ZM240 262H241V261H240ZM246 262H247V261H246ZM256 262H257V261H256ZM179 263H181V262H179ZM213 263H214V262H213ZM222 263H223V261H222ZM224 263H225V262H224ZM236 263H237V262H236ZM39 264H40V263H39ZM169 264H170V263H169ZM172 264H173V263H172ZM174 264H175V263H174ZM188 264H189V263H188ZM215 264H216V263H215ZM219 264H220V262H219ZM229 264H231V262H230ZM244 264H245V263H244ZM252 264H253V263H252ZM261 264H262V263H261Z\"/></svg>",
	"mask_w": 264,
	"mask_h": 264
}]
</instances>
